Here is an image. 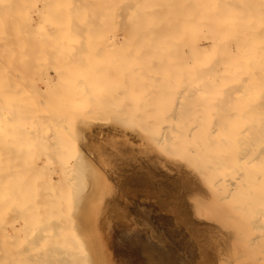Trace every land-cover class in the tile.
I'll return each instance as SVG.
<instances>
[{
	"label": "rangeland",
	"instance_id": "rangeland-1",
	"mask_svg": "<svg viewBox=\"0 0 264 264\" xmlns=\"http://www.w3.org/2000/svg\"><path fill=\"white\" fill-rule=\"evenodd\" d=\"M7 1H10V2H7ZM13 1H15V0H12V3H11V0H4V2H2V1H0L1 3H7V5H8V3H11V4H13ZM30 1V3H27V1L25 2V0L24 1H22L21 2V0H20V3H22V4H24L25 3V5H22V4H20V6H19V2H17V0H16V2H17V4H18V6L16 5V7H18V8H22L23 10H24V12L26 13L25 14V17H23L22 16V13H24L23 12V10H22V13H21V9L20 10H18V8H17V11L16 12H14L13 14H14V16L16 15L15 13H19L20 12V15L24 18L23 20H24V22H25V27L27 28H25L24 29V22H23V20H22V22L19 20H15V24H14V20H12L11 19V16H10V19L9 20H6V22L8 21L9 23H11V22H13V24L15 25V26H13V27H19L18 26V23L19 24H21V25H23V29L24 30H29L28 29V27L29 26H33V29L32 28H30V29H32V31L35 33V31H36V33L34 34L33 32L31 33H29L28 31H27V33L25 32V31H23V29L22 30H20V29H15V31L16 32H18L17 34L19 35V36H17V38H14L17 34H15L13 37H11L12 36V34L14 33V31H12L13 29H11V28H9V26L7 27V29L9 28V30L7 31V30H5V26H4V24H2L3 23V20L5 21V19H3V20H1L0 21V32H2V31H6V33L7 32H9V31H11V32H13L11 35L8 33V34H5V31L4 32H2V33H0V36L2 35L3 37L5 36V35H10V37L9 36H5V38L6 37H9V38H3V41L2 40H0V45H2V46H0V48H1V54H0V58L2 59H0V88H1V86H2V88H1V90H0V94H2V97H0L1 98V100H3V104H2V101H0V120H2L3 119V117H4V119H3V121L4 120H6V121H8V115H10V117H11V114L10 113H12L13 114V121L12 120H10L9 119V121H10V123H15V122H17V123H15L14 125H15V127H13V124L12 125H10V124H8V125H10L11 127H9L8 125H7V122H5L6 124H4V122L2 121L1 123L3 124H1L0 125V127H1V131H0V136H2V137H0V223H2V224H0V264H59V261L57 262L56 260L57 259H55V256L56 255H54V252L57 254V250H58V247L57 246H60L59 247V250L58 251H60V254L61 253H63L64 255H68V256H72L73 255V253H76V255L73 257L72 256V258H71V260H73L74 262H76V259H77V263H74V264H237L235 261H234V251H235V246H237L236 245V237H235V235H234V230H233V228L235 227V226H237V224L238 223H240V221L241 220H243V218L245 217L244 216V212L242 211L241 212V210L240 209H242L241 208V204L243 203V199L245 198V196H246V194L245 193H242V195L244 194L245 196H244V198H243V196L241 195V194H239V195H241V196H239V197H237V195H236V197L234 196V195H229L230 194V192H229V196L227 195V193H228V191H230V189L228 190V188H231V185L229 184V182H230V180H228V178H229V176H231L230 177V179L232 178V174L234 175L235 173H239V172H241L242 174L243 173H245L246 171H249V169H251L250 167H251V165L248 167V164H246V163H248V162H246V161H248V159L246 158V159H244V157H246V156H248V155H246L245 153L247 152H249V150H251V148H252V146H250L248 143L247 144H245V141H243L246 137H248L249 135V133H247V134H244L243 135V133H236L235 131H239V130H241V129H245L246 127H251V121H257V120H260L261 119V117H260V115L262 114V116H264V113H261V112H263V110L261 111L260 109L258 110V109H256V106H255V108H253V110L255 109V111H257L256 113H254V114H256V116L255 115H251V113H248L251 117L249 118V116H248V118H247V116L244 118H242V116H244V115H242V113L244 112V113H246L245 111L247 110H244L243 108H248V109H251L252 107H251V105H250V103L251 104H254L255 105V103L256 104H258V102L255 100L256 99V97L255 96H258V93H255L254 94V97L252 96L253 95V93H248V92H246V93H240L239 92V94L238 93H236V95L235 96H233L234 97V99H233V97H228V98H232V100L230 99V101H228V103L230 104V106H229V108H228V105L225 107V108H222L221 107V101L219 102V101H217V100H222L223 98H225V96L221 93L222 91V89H224V84L222 85L223 87H221L220 86V84L221 83H219L218 84V81L216 80L217 79V77H214V76H205L203 73H205V72H207V70H205V72L200 68V66H204L205 65V63H208L209 64V61L211 60V61H214V60H212L211 58L212 57H221V55L222 54H224V50L227 48V50H228V48H231L233 51H235V50H238V51H235V53L236 52H239V53H234V55H232V53L230 54L229 52L227 53V54H230V55H232V56H234V57H236V56H247L248 54H251V55H249L250 57H252V56H258L259 57V55H260V57H263L262 55H264V53H251L252 52V50H251V47L252 46H255L256 45V43H255V41H257V43H258V41H260L259 43H261V41H263L264 42V37L262 36V34L264 35V25H262V24H264L263 22H264V0H259V2H260V6L258 7V9H257V7L256 6H258V0H230V2H229V0H224V1H222V0H220L221 2H219V1H217V0H196V1H194V0H192V2H195V3H197L198 5H199V3L200 2H202V3H207L206 5H208V6H204V7H202V3H200V6L201 7H199V9H201L200 11L202 12L201 14L200 13H197V16H199L198 14H200L201 15V18L202 19H200V16H199V19L200 20H203L205 17L208 19V20H206V18H205V20H203L204 22H207V21H209V20H211V19H214L215 18V13L213 14L214 15V18H213V16H212V18H211V16H208V14H209V12L211 11L210 9L211 8H213L212 9V12H214V11H216V12H221L219 15H223V14H225V16L224 17H219V16H217L216 17V19H215V21H213V22H208V25L207 26H211L210 24H212V26L214 27V29H212L213 27L211 26V27H208L209 29H207L206 28V25L204 24V22L202 21H200V20H196V21H199V22H196V23H193V26H191L190 25V28H191V30H192V27H195L194 26V24L195 25H197L198 26V30H199V28H200V30L203 28V32H204V34H207V35H205L206 36V38L205 37H202L201 38V36L203 35V34H201V31H199V33H198V30H196L197 31V33H195V35H194V33H193V36L191 35L192 34V32L191 33H189L188 34V30H189V32H190V29H189V27L186 29V28H184V27H187V26H189V25H187V24H189V23H192V20L194 21V18L196 17L195 15H193L194 13H196V11L197 12H199L198 11V8H197V10H196V8L193 10V13H191L190 12V14L192 15H189L188 16V13H187V16L188 17H186L187 18V20L189 21L190 19H192L194 16V18L190 21V22H188L186 19H185V17H184V19L187 21L186 22V26H185V22H181L182 24H183V28L182 29H184L183 31V35L182 36H179V35H181L182 33H178V32H181L182 30H180V29H178V32H173L172 31V29H168V26H170V25H173V23H171L170 25H167L166 26V23L168 22H165V21H162V24H163V22H165L164 24H163V28H164V25L166 26V28L165 29H163L162 27V30L160 29V28H158V29H160L161 30V32L159 31V33H156V32H153V30H149L148 28H147V33H149V32H151L152 31V33H151V35H152V37L153 38H155V39H153L152 37V39L154 40L153 42H152V39H146V37H145V39H144V37H143V39H144V41H143V39L141 40H138L140 37H136V39L135 38H133V40H138V41H143L144 43H142V44H138V45H134V44H129V43H127L126 45H128L129 46V48H131L132 49V47H133V45H134V48H133V50H135V51H131L130 50V53H129V55L127 54V55H125L124 53H122V51L124 50V49H122L123 47H124V45H122V44H120L119 42L120 41H124V33H123V31H122V29H124V28H122V29H120V27H119V25L121 24L122 25V23L124 24L125 23V21H124V19L123 20H120V21H123V22H120L119 20H118V22L117 21H115V19H112V17L114 16V18H115V15H114V13H112L113 11H111L112 9L114 10L115 8H117L116 6H115V4L116 3H113V2H117L118 0H113V2H112V4H113V6L111 5V2L109 3V1L108 0H87V2H89V3H91L90 5L91 6H93L94 5V7L95 6H98V7H100V9L98 10V7H97V10L96 9H94V7H90V5H88L89 3H87L85 0L84 1H80L79 0V2H78V0L76 1V0H74L75 1V3L77 2L78 3V8H74V9H72V6H74L73 4H75L74 2H73V4L71 3V5H70V3H69V5H67L68 3H63V5L61 4L60 6H65V7H67V6H69L70 8H65V9H63L62 7H60V6H58L57 5V3H62V2H64V0H55V1H49V3H47L48 2V0L45 2L44 0H37L36 2H35V0H28V2ZM39 1V2H38ZM69 2H71V1H73V0H68ZM99 1V2H98ZM104 1H106V2H104ZM108 1V2H107ZM110 1H112V0H110ZM133 1V0H132ZM135 1L136 0H134L132 3L131 2H129L130 3V5L129 6H135L136 4H135ZM146 1V0H145ZM155 1H157V0H155ZM155 1L153 2H151V0H150V2L147 0L146 1V3L149 5H151V8L154 10V8L153 7H155V9L157 8V9H160L158 6H162L163 7V4H165L166 5V3H170V2H172V1H170V2H168V0H162L164 3L163 4H161L162 3V1L161 0H158L157 1V3H155ZM167 1V2H166ZM178 2H180V0H177ZM182 2H185V1H183V0H181ZM199 1V2H198ZM203 1H205V2H203ZM226 1V2H225ZM243 1V2H242ZM248 3H247V2ZM255 1V3H254V5H256V6H254V5H252V3ZM256 1L258 2V3H256ZM16 2H15V4H16ZM51 2H52V5H53V8L54 7H58L57 9H55L54 8V10H52V12H51V9H50V6L52 7V5H51ZM53 2H55V3H53ZM67 2V1H66ZM80 2H83V3H80ZM84 2H86L85 4H84ZM119 2H120V6L122 7L121 8V11L123 12V14H121L122 12H120V14L124 17L125 16V14H126V12H125V10L127 9L126 7H129V6H124V5H128V3H126L124 0H119ZM118 2V3H119ZM177 2V3H178ZM188 2H191V0L190 1H188ZM191 2V3H192ZM219 2V4H217ZM234 2V3H233ZM79 3H80V5H79ZM92 3H93V5H92ZM106 3V4H105ZM124 3V4H123ZM145 3V2H144ZM146 3L144 4V6L146 5ZM174 4L176 3V1L175 2H173ZM181 3V2H180ZM15 4H13V6L15 5ZM28 4H30V5H28ZM36 4V5H35ZM38 4V5H37ZM41 4H42V6H45V4H50V6H48L47 5V8H48V12H46V6L45 7H42L41 6ZM55 4V5H54ZM95 4H97V5H95ZM101 4V6H99ZM103 4V5H102ZM108 4V5H107ZM123 4V5H122ZM133 4H135V5H133ZM155 4H157V7H156V5ZM182 4V3H181ZM181 4H179L178 3V5H181ZM197 4H195V5H197ZM217 4V5H216ZM221 4H223L222 6H223V8L225 9V7H228V6H233V8H231V10H232V12H231V10H230V12H229V10L226 8L225 10H228V12L227 13H229V15H227L226 16V13L225 12H223V11H219L218 9H220L222 6H221ZM35 5V6H34ZM57 5V6H56ZM67 5V6H66ZM76 5V4H75ZM149 5V6H150ZM164 5V6H165ZM177 5V4H176ZM175 5V6H176ZM178 5H177V7H178ZM190 5V4H189ZM192 5V4H191ZM194 5V4H193ZM212 5V6H211ZM237 5V6H236ZM247 5V6H246ZM251 5V6H250ZM13 6H8L9 8L8 9H0V11L3 13V14H5L6 15V12H9V14H7L8 16L14 11V10H16V8H13ZM25 6V7H24ZM103 6V7H102ZM110 6V7H109ZM114 6H115V8H114ZM235 6V7H234ZM15 7V6H14ZM29 7V8H28ZM36 7H37V10H36ZM41 7V9L40 10H42L43 8H45V10L43 9L42 10V12L41 13H43L44 12V14H41L40 12H39V10H38V8H40ZM76 7V6H75ZM85 7H88V8H86V12H84L83 11V9H85ZM113 7V8H112ZM124 7V8H123ZM169 7H171V5L169 6ZM169 7H167V5H166V7H163V8H165V9H167L168 10V8ZM176 7V8H177ZM182 7H183V5H182ZM193 7V6H192ZM192 7H189V9H191ZM229 7V8H230ZM249 7H250V9H251V7H255L254 9L256 10H259V11H257L256 10V12L255 11H253V9H251L252 11H250V10H248L249 9ZM52 8V9H53ZM82 8V9H81ZM89 8L92 10V13L94 12V16H95V11L97 12V16L98 17H100L99 19H101V22H103L102 20V18H105L107 15H110L111 13V19H110V17H108V19L106 18V20L109 22V23H107V22H105L106 20H104V22L103 23H100L98 20H97V18H95V17H97V16H93V14H92V16H91V10L89 11ZM96 8V7H95ZM106 8V10H108V12L109 11H111L110 12V14H108L107 13V11L105 12V15H103L104 14V9ZM111 8V9H110ZM130 8V7H129ZM128 8V9H129ZM134 8H136V7H133V9ZM145 9H144V11H146L147 9L149 10V7L146 5L145 7H144ZM147 8V9H146ZM150 8V12L152 11V9ZM181 7H179L178 9H180ZM187 9L186 10H188V6L186 7ZM194 8V7H193ZM192 8V9H193ZM206 8V12H208V14L207 15H205V13L206 12H204L205 9ZM208 8V9H207ZM218 8V9H217ZM223 8L221 9V10H223ZM238 8L239 9H246L247 8V10L245 11V10H243V12H241V10H240V12L238 13ZM260 8V9H259ZM68 9H71V10H69V11H71L70 13L72 14V12L73 11H75V12H77L78 11V16H79V18H81V21H82V23L81 24H83V25H87L86 26V29H92V24H93V22H94V20L96 19V24H98V26L96 25V24H94V25H96L97 27H95V28H99L100 26H102L103 27V25H101V24H104V27H103V31H105V32H101V28H99V32H96V31H98V29H94V30H96L95 32H94V30H90L91 32L93 31L94 33H91V35H90V31H87L85 28H84V30H82V29H78V27L76 28V26H79V28H83V27H85V26H81V24H79L80 23V20H79V18H78V16H76V20H77V18H78V25H73L74 23H76V22H74L75 20L74 19H72L73 17H72V15H74V14H72V15H70L71 16V18L68 16L70 13L68 12ZM120 9V8H119ZM162 9V8H161ZM235 9H237V11L235 10ZM4 10V11H3ZM49 10H50V12H49ZM62 11L63 13H61V12H59V11ZM63 10H67L66 12L65 11H63ZM87 10L90 12L89 14H90V16L89 17H92V18H90L91 19V22H90V20H88L90 23H92V24H89V22L87 21V20H82V18H83V13L85 14H87ZM148 10H147V12H148ZM263 10V11H262ZM36 11H38V12H36ZM55 11H56V16H54L55 14ZM115 12H116V9L114 10ZM235 13H234V12ZM11 12V13H10ZM35 12V13H34ZM59 12V13H58ZM103 12V13H102ZM124 12H125V14H124ZM146 12V13H147ZM237 12V13H236ZM248 12H250V14H248ZM259 16L258 17V19H259V21H258V19H257V15H255V13ZM260 13V14H258V13ZM263 12V13H262ZM18 13H17V15L16 16H19V18H22V17H20V15H18ZM39 13V14H38ZM46 13H47V16L45 17L44 16V18H43V16H41V15H46ZM52 14L53 15V17H51L52 15H50V14ZM58 13V14H57ZM61 13V14H60ZM100 13H102L101 15H100ZM153 13V12H152ZM156 12H154V14H155ZM164 13V12H163ZM166 13V12H165ZM164 13V14H165ZM185 12H183V14H184ZM185 13V14H186ZM204 13V14H203ZM211 13V12H210ZM234 13V14H233ZM242 13H244V14H242ZM36 14H37V16H36ZM76 15H77V13H75ZM82 14V15H81ZM85 14V15H86ZM156 14H158L159 15V13H156ZM161 14V13H160ZM164 14H162V15H157V17L155 18V20H158L157 18L158 17H160V18H164V17H166V16H163ZM178 14V13H177ZM177 14H175V16H177ZM180 14V13H179ZM183 14H180V15H183ZM184 14V15H185ZM232 14V15H231ZM241 14H242V16H241ZM12 15V14H11ZM32 15V16H31ZM85 15H84V17H85ZM100 15V16H99ZM104 17H103V16ZM145 15V18H146V16L148 15V17H153V16H149V13H147V14H144ZM183 15V16H184ZM202 15H205L204 16V18L202 17ZM210 15V14H209ZM211 15H212V13H211ZM233 17V19H232V17ZM235 15H239V17L241 18H239V17H237V16H235ZM250 15V16H249ZM0 16H1V13H0ZM8 16H6V17H8ZM65 17V22H68L67 24L68 25H66L65 24V22L63 23V24H60L61 22H62V20H64L63 18ZM87 17H85V19L87 18L88 19V15H86ZM102 16V17H101ZM122 16H120V17H122ZM156 15H154V17H155ZM162 16V17H161ZM186 16V15H185ZM208 16V17H207ZM249 16V17H248ZM2 17V16H1ZM0 17V18H1ZM41 17H42V19H41ZM51 17V18H50ZM68 17H69V19H68ZM122 17V18H123ZM147 17V18H148ZM171 17V16H170ZM173 17V16H172ZM182 17V16H181ZM189 17H191V18H189ZM210 17V18H209ZM225 17H227V19L225 18ZM229 17H230V19H229ZM235 17V18H234ZM246 17L248 18L247 20H245V21H242V18H243V20L244 19H246ZM254 17V18H253ZM3 18H5L4 16H3ZM16 18V17H15ZM18 18V17H17ZM18 18V19H19ZM39 20H38V19ZM45 18H47V19H49V20H46ZM58 18H60V20L57 22V20H58ZM74 18H75V15H74ZM159 18V19H160ZM169 18V17H168ZM220 18V19H219ZM226 20H225V19ZM250 18H252V19H250ZM261 18V19H260ZM8 19V18H7ZM45 19V20H44ZM57 19V20H56ZM62 19V20H61ZM68 21H67V20ZM72 19V20H71ZM92 19H94L93 20V22H92ZM166 19V18H165ZM183 19V21H185ZM196 19V18H195ZM257 19V20H256ZM35 20V21H34ZM54 21V22H51L50 23V21ZM70 20L72 21V22H70ZM110 20V21H109ZM115 21V22H113V21ZM147 20H150V18L149 19H147ZM161 20H164V19H161ZM168 20V19H167ZM223 20V21H222ZM225 20V21H224ZM228 20H229V22H228ZM231 20V21H230ZM11 21V22H10ZM26 21H28V24L29 25H27L26 26V24H27V22ZM39 21V22H38ZM48 21V22H47ZM88 22L87 24H85V23H83V22ZM217 21V22H216ZM221 21V22H220ZM238 21V22H237ZM242 21V22H241ZM256 21V22H255ZM259 23H258V22ZM6 22H4V23H6ZM7 22V23H8ZM41 23V24H36V23ZM56 22H57V25L58 26H55L56 25ZM60 22V23H59ZM129 22H131V21H129ZM146 22V23H145ZM145 22L143 23L144 24V26H145V24H146V26L148 27V25H149V21H146L145 20ZM153 22H155L154 24H156V22H158V23H160V21H153L152 20V18H151V21H150V23H152L153 24ZM180 22V21H179ZM195 22V21H194ZM201 22V23H200ZM219 22V23H218ZM226 22V23H225ZM230 22L232 23V25L230 24ZM233 22H234V25H233ZM246 23L247 22V24H244V23ZM50 23V24H49ZM52 23L53 24H55V25H53L52 26ZM73 23V24H72ZM114 23V24H113ZM118 23V24H117ZM127 23V22H126ZM158 23H157V25H158ZM181 23H179V24H177V27H176V29H173V30H177V28H178V25H181ZM213 23H215V24H213ZM218 23V26L216 25ZM222 23V24H221ZM243 25L244 24V26H246V25H248L246 28H241L242 26H241V24ZM12 24V23H11ZM71 24V26H74V28H76V29H78V31H83L81 34H80V36L78 37V33H77V31H75V30H73V28H69V27H71V26H69ZM108 24L110 25L111 24V26H109L108 27ZM113 24V25H112ZM131 24H132V22H131ZM131 24H127V25H129V26H131ZM152 24L150 25V28H155L154 26L155 25H153V27H151L152 26ZM161 24V23H160ZM161 24V25H162ZM200 25V27H199V25ZM224 24H225V28H227L226 30H225V28H224ZM228 24V25H227ZM236 24V25H235ZM256 24H258V25H256ZM3 25V26H2ZM6 25V24H5ZM38 25V26H37ZM50 25V26H49ZM66 25V26H65ZM107 25V26H106ZM114 25H116L117 27L115 28V26ZM120 25V26H121ZM201 25H205V27H203V26H201ZM250 25H251V27L253 26L254 27V29H252V28H250ZM262 25V26H261ZM11 26V27H12ZM40 26H43V27H40ZM65 26V27H64ZM81 26V27H80ZM112 26H114V28L112 27ZM146 26L144 27L145 28V30H146ZM223 26V27H222ZM229 28H228V27ZM231 26V27H230ZM241 26V27H240ZM2 27H4V30L2 29ZM37 27H39L40 29H37ZM55 29H54V28ZM57 27V28H56ZM106 27H108V29L109 30H112V31H109V30H106ZM118 27H119V29H118ZM159 27V26H158ZM179 27H182V25L181 26H179ZM219 27V28H218ZM249 27V28H248ZM255 27H259V29L257 30V28H255ZM263 27V28H262ZM20 28H22V27H20ZM58 28L60 29V30H58ZM64 28V29H63ZM66 28V29H65ZM68 28V29H67ZM113 28V29H112ZM211 28V29H210ZM37 29V30H36ZM61 29H63L62 31H63V33H65V31H66V34H64V37L62 36V31H61ZM129 29L132 31V28H130L129 27ZM128 29V30H129ZM156 29V30H155ZM154 29V31H157V27ZM166 29H168L167 31H169L167 34H169L170 32H171V34H169V35H171L169 38H170V40L167 42V39H164V40H162L163 42L165 41V42H167V44L169 43V47H172V46H170V42H173L172 41V39H174V43H175V40L177 41L176 43H178V42H180V44H174V45H177V46H180V47H182V45L184 46L183 47V49H184V54L182 53L183 51H181L179 48H177L178 50H179V54H177V53H175L176 54V56L177 55H180V58L182 57L183 59H184V55H186L185 56V58H187L185 61H187V63L184 61L183 62V59H182V61L181 62H179V59H178V61L176 60H172V59H169V60H166V61H161V60H157V59H147V57H149V55L151 54V52L150 53H145V55L144 54H142L141 55V48L143 47V49L144 48H151L150 47V45L153 43V45H155V46H153L152 48V50H156V49H158V48H160L161 46H162V44H163V42H162V44H160L161 46H159L158 48H157V46H156V43L155 42H157L158 43V41H155L156 40V34H160L161 36L162 35H164L165 33H164V30H166ZM186 29V30H185ZM195 29V28H194ZM206 29V30H205ZM219 29V30H218ZM246 29H247V31H246ZM249 29V30H248ZM260 29H262V30H260ZM20 30V31H19ZM35 30V31H34ZM54 30H56V31H58V32H54V33H52ZM69 32H68V31ZM73 30V32H71ZM145 30L142 28V31L143 32H145ZM210 30V33L212 32V34H210L208 31ZM213 30H214V32H213ZM217 31V34L218 35H216L217 36V40H216V37L215 36H213V35H215L216 34V31ZM237 30H239V32L237 31ZM52 31V32H51ZM61 31V33H60V35H59V32ZM75 31V32H74ZM87 31V32H86ZM108 31V32H107ZM185 31H186V33L188 34H186L185 33ZM221 31V32H220ZM243 33H242V32ZM249 31V32H248ZM258 31V32H257ZM51 32V33H50ZM102 34H101V33ZM115 32V33H114ZM172 32L174 33V35L172 34ZM195 32V31H194ZM202 32V33H203ZM208 32V33H207ZM218 32H220V33H218ZM232 32V33H231ZM251 32V33H250ZM262 32V33H261ZM29 33V34H28ZM56 33H58V34H56ZM70 33L72 34V36H70ZM76 33V34H75ZM80 33V32H79ZM83 33H86V34H83ZM87 33H89V35H87ZM100 33V34H99ZM110 33V34H109ZM123 33V34H122ZM146 33V34H147ZM156 33V34H155ZM178 35H177V34ZM185 33V34H184ZM236 33H238V34H236ZM241 33V34H240ZM247 33H249V34H247ZM259 33H260V35H259ZM50 34L52 35V36H54V37H56V38H54V37H52V36H50ZM68 34H69V36H68ZM93 34H95V36H96V34H99V35H97L96 37L95 36H93ZM104 34H106V35H104ZM112 34V35H111ZM145 34V33H144ZM153 34L155 35V37L153 36ZM175 34L178 36H175ZM199 34V35H198ZM201 34V35H200ZM210 34V35H209ZM228 34H230V35H228ZM240 34V35H239ZM243 34H245V35H247L246 37H245V35H244V37H242L243 36ZM255 34V35H254ZM256 34H257V36H256ZM20 35H21V37H20ZM23 35H25V36H28L29 35V37H30V35H32L31 37H32V40H33V42H32V40H29V38H28V41H30V42H32V44H30L29 45V48H28V46H27V44H26V46H27V48H23V47H21V40L19 39V38H24V36ZM35 35V36H34ZM46 35V36H45ZM48 35V36H47ZM56 35H58V37L60 38H58ZM76 35H77V37H76ZM82 35V36H81ZM102 36V38H101V40H100V37ZM109 35V36H108ZM160 35H157L158 37L160 36ZM166 35V34H165ZM164 35V36H165ZM168 35V36H169ZM173 35V36H172ZM193 37H191V36ZM235 35H236V37H235ZM239 37H238V36ZM33 36L36 38V39H38L39 40V38L40 39H42V38H44L45 39V41L47 42V40H49L50 41V39L51 40H61V39H68V41H71L72 42V39H73V42L76 40H78L79 38H85L86 40H84L85 42L87 41V42H89L90 43V41H88L87 40V38H89V40H90V37L92 38L93 37V39L95 38V42H96V44L94 43V45L93 44H90L89 45V47L90 48H92V46L93 47H96L97 45H98V47L100 48L101 47V45H102V47H101V50H102V53L104 54V55H102V56H105L106 54L105 53H107L108 52V50L109 49H107L108 48V45H106V44H108V42H115V43H113L114 45H117V44H120L119 45V47L118 46H114V48L115 47H117V49L118 48H121L120 49V51H121V53H120V51H119V49L117 50L116 49V52H114V48L113 49H111V50H113V52L112 53H110V55L111 56H114L113 54H115L116 53V55H119V58L118 59H114L113 61H115L117 64H115V65H113L112 67H111V69H112V73H113V75H115V77L113 76H111L110 78H111V80L112 81H116V80H118V82L120 81L121 83L123 82V81H125V79L129 82V83H131V85H132V87H131V89H132V91H130V92H132L133 93V95L131 94V101H129L128 102V100H127V103H126V101H125V104H122L121 103V105H122V107L124 106H126V105H130V103H131V105L129 106L128 105V107L126 108V113H125V116L121 113L120 114V112H119V114H120V116L121 117H118L117 119H119V122L120 121H122V123L120 124L119 122H118V124H117V122L116 121H118V120H116L115 122H114V119H113V117H114V113H116L117 112V110L119 109V108H117V110H116V107H114V109H112V111H116V112H114V113H110L111 114V116H113V117H111L110 116V118H108L109 120L107 121V118H105V122H106V124L104 123V121H102L103 123H97L96 121H94V119H88V120H92V121H90V122H92V123H89V121H88V124H77L78 122H76L77 120V118L75 119V117L73 118V117H68V118H73V119H68V118H66V119H68V122H69V120H71V122H69V124H68V122L67 121H65L64 122V119H62V122L60 123V120L61 119H59V120H57V123H56V120H55V118H56V116H59L60 115V113L57 115V114H55L54 113V115H56V116H54L53 115V112L54 111H60L61 109V105L63 104V102L64 103H66V101H64V99H62L61 98V96L63 95V93L62 92H58V93H56L57 95H60L58 98H57V95L55 96V94H54V96H52V99L53 100H56V99H58V100H56V102H54L53 101V103H52V101H51V97L49 96H47V95H51L52 94V92L50 91L51 89H57V90H60V89H64V87H67L68 89L70 88V87H72L71 85H69V84H67V83H65V80H63L61 77H59L62 81H60V79L58 78V79H56V77H58L57 75H56V73L53 71V68L52 69H50L49 70V72L51 73V75H53L54 76V80H55V82L56 81H58L59 82V85H58V87L56 86V84H58V83H55V88H53L54 86H51V85H46L45 83H44V76L46 75H48L49 73H48V66H46L45 64H43V65H41V62H39L40 63V65H37V67H35V68H39V69H35V70H32L33 68H32V64H31V62H30V64L32 65V66H30V70H31V73H29L30 72V70L28 69V61H27V59H25V58H28V59H32L31 61H33L34 62V60L36 61V63L34 62V64H38L37 63V60H39V59H34L33 60V57L35 58L36 56H37V52L38 51H42L41 49H43L42 47L40 48L39 46L37 47H30V46H34V45H36L35 43V41L36 40H34V38H33ZM44 36V37H43ZM65 36H66V38H65ZM90 36V37H89ZM118 36V37H117ZM131 36V35H130ZM127 37L126 36V42H127V40H129L130 39V41L132 40V38L131 37ZM167 35H166V37H168ZM190 36V37H189ZM195 36H200L199 38H201V41H200V39H198V37H196L195 38ZM204 36V35H203ZM212 36H213V38L215 37V39H212ZM233 36H234V38H233ZM61 37H63V38H61ZM74 37H76L75 39H74ZM98 37H99V39H98ZM123 39H122V38ZM147 37H148V35H147ZM149 37H150V33H149ZM148 37V38H149ZM163 37V36H162ZM161 37V38H162ZM173 37V38H172ZM174 37H177L176 39L174 38ZM186 37H188V38H186ZM211 37V38H210ZM226 39H224V38ZM254 39H253V38ZM261 38V40H260V38ZM1 38V37H0ZM12 38H14V39H12ZM53 38V39H52ZM71 38V39H70ZM81 38V39H82ZM98 40H97V39ZM160 38V37H159ZM157 39V40H159L160 42H161V40L160 39ZM164 38V37H163ZM186 39V41H185V39ZM210 38V39H209ZM219 38V39H218ZM236 38H237V40H236ZM239 38H241L240 39V41L239 42H241V40L244 42L247 38L248 39H251L250 41L247 39V41H248V43L247 42H244L245 44H241L240 46L238 45V40H239ZM5 39V40H4ZM8 39V40H7ZM10 39H11V41H10ZM25 39V38H24ZM31 39V38H30ZM181 39H182V41H181ZM194 39H196V40H194ZM205 39V40H204ZM208 39V40H207ZM232 39H234V40H232ZM256 39V40H255ZM7 40V41H6ZM14 40H16V42L14 41ZM17 40L18 41H21L20 43H18L17 45H16V43H17ZM37 40V41H38ZM57 40V41H58ZM92 40V39H91ZM110 40V41H109ZM145 40H148V41H146L145 42ZM192 41L193 40V43L191 42V44H186L187 42L188 43H190V41ZM212 40H216V41H219V42H217L216 43V41H213V42H215L216 44H217V46L216 45H214V44H211V43H213L212 42ZM221 40H222V42H225V43H227V40H228V46L225 44V46H227L226 48L224 47V43H222L221 42ZM224 40V41H223ZM253 40H255V41H253ZM24 41H27L26 39L25 40H23V42ZM78 41H80V40H78ZM84 41H82V43L83 44H86V43H84ZM94 41V40H93ZM184 41H185V43H184ZM4 44H3V43ZM6 42V43H5ZM9 42V43H8ZM12 42H13V44H12ZM22 42V43H23ZM92 42V41H91ZM129 42V41H128ZM147 42H149V43H151L150 45H148L149 43H147ZM159 42V43H160ZM164 42V43H165ZM249 42H253L252 44L253 45H251ZM262 42V43H263ZM89 43H87V45L89 44ZM146 43V44H145ZM158 43V44H159ZM184 43V44H183ZM219 43V44H218ZM230 43H231V46H230ZM8 44H10L9 46H10V51L8 50L9 48H7V47H9L8 46ZM125 44V43H124ZM145 44V45H144ZM157 44V45H158ZM167 44L166 45H164L163 44V49L166 51L167 50V48L166 47H168L167 46ZM204 44H206L205 45V49H209L210 50V52H212L211 51V49H210V46L212 45H214L213 47L214 48H216V50H217V48H221V45L223 46L222 48H225L223 51H222V49H218L219 51H217V52H219L220 53V56H219V53H218V55H215V53L217 54V52H215L214 50V54H212L211 53V55L209 54V53H205L204 52V50L205 49H201V47H203V45ZM209 44H211V45H209ZM240 44V43H239ZM250 44V45H249ZM19 45V46H18ZM130 45H132V47L130 46ZM140 45H142V47H139L138 48V46H140ZM185 45H187V46H185ZM202 45V46H201ZM236 45H238V47L236 46ZM261 45H263V44H261ZM261 45H259L260 46V48H259V46L258 47H256V49H261V50H264V45H263V49L261 48L262 46ZM4 46H6V47H4ZM25 46V45H24ZM82 46H84V47H87V46H85V45H82ZM121 46H123V47H121ZM128 46H125L124 48H126V47H128ZM166 46V47H165ZM177 46H174V47H177ZM189 46H191V49H190V52H188V50H189ZM209 46V47H208ZM251 46V47H250ZM20 47V48H19ZM80 46H77V48H79ZM89 47L88 48H86V50L89 52ZM103 47H105V50H104V52H103ZM111 48L113 47L112 45L110 46ZM156 47V48H155ZM166 49H165V48ZM207 47V48H206ZM11 48H13V50H15V52H17L18 53V56H17V54H16V56L15 55H13V52L14 51H12V49ZM14 48H16V49H14ZM35 48H38V51L35 49ZM129 48H127L128 49V51H129ZM136 48H138V50L136 49ZM195 48H197V49H200V51L199 50H197L198 52H200L201 54H203V52H204V57H210V60L208 59V60H204L203 62H202V60H203V58L204 57H200V58H202V59H200V58H198L197 56H198V54L196 55L195 53L196 52H194L195 51ZM238 48V49H237ZM254 48V47H253ZM21 49V51H22V53H21V51L20 52H18L19 50ZM33 49H35L34 51H35V53H34V51H32ZM81 49H82V47H81ZM81 49H79V50H81ZM89 49V50H88ZM160 49H162V48H160ZM170 49V51H171V49L172 48H169ZM168 49V50H169ZM177 49H175L174 48V50H177ZM231 49L229 50V51H231ZM2 50H3V53H2ZM26 50H29V51H26ZM44 50V49H43ZM79 50L77 49V51H76V55H78L77 53H80L79 52ZM163 50V51H164ZM201 50H203L202 52H201ZM4 51H6V52H4ZM12 51V52H11ZM37 51V52H36ZM83 51L86 53V51L84 50V49H82V53H83ZM110 51V50H109ZM138 51V52H137ZM180 51H181V53H180ZM191 51H193V52H191ZM233 51H231V52H233ZM250 51V52H249ZM260 51V50H259ZM7 52H11V53H7ZM26 52V53H25ZM52 52V51H51ZM87 52V53H88ZM166 52H168V51H166ZM221 52H223V53H221ZM246 52H248V54L246 53ZM5 53H7L6 54V56H4L3 54H5ZM28 53H30L28 56L29 57H26L27 56V54ZM40 53V52H39ZM54 53V52H53ZM127 53V52H126ZM144 53V52H143ZM158 53V52H157ZM172 53V52H171ZM171 53H169V57H172L171 55H175L174 53L173 54H171ZM191 53V54H190ZM193 53V54H192ZM199 53V55H201ZM10 54V55H9ZM35 54V55H34ZM107 54H109V53H107ZM122 54V55H121ZM124 54V55H123ZM147 54V55H146ZM154 54V55H153ZM160 54H162V53H160V51H159V53L158 54H156L155 55V53L154 52H152V55H150V56H154L153 58H156L155 56H159V57H161V55ZM167 54V53H166ZM166 54H162V57H164ZM181 54H183V55H181ZM208 54V55H207ZM225 54H226V52H225ZM225 55V56H228V55ZM4 57H3V56ZM26 55V56H25ZM130 55H131V57H130ZM138 55V56H137ZM168 55V54H167ZM188 55V56H187ZM207 55V56H206ZM229 55V56H230ZM10 56V57H9ZM13 56V57H12ZM20 56V57H19ZM25 56V57H24ZM102 56H100V57H102ZM125 56H128V57H130V58H125ZM140 56V57H139ZM145 56H147L146 58H145ZM192 56H193V59H192ZM224 56V55H223ZM24 57V58H23ZM32 57V58H31ZM99 57V58H100ZM107 57H108V55H107ZM107 57H102V58H98V62H100V60H102L99 64H100V66H99V68L101 67V65H103V63H104V67L101 69H99V70H103L104 69V71L108 68V66L107 65H109V63L112 65V63L111 62H109L110 61V59L109 58H107ZM110 57V56H109ZM115 57V56H114ZM120 57H122V58H120ZM135 57H137V58H135ZM143 57V58H142ZM166 57H168V56H166ZM189 57V58H188ZM190 57H191V59H190ZM194 57H196V59L198 58V59H200L199 61L197 60L196 61V59L194 58ZM15 58H17V59H15ZM21 58H23V60H25V64L23 63V61H22V59ZM74 58H77L76 56L74 57ZM105 58V59H104ZM141 58V59H140ZM9 59H10V61L11 62H14V63H12L11 64V62L9 61ZM14 59V60H13ZM107 59V60H106ZM127 59V60H126ZM129 59H131V61L129 60ZM138 59V60H137ZM143 59V60H142ZM261 59V58H260ZM260 59H259V61H260ZM126 60V61H125ZM129 60V61H128ZM147 60V61H146ZM150 60V61H149ZM20 61V62H19ZM40 61H43V60H40ZM53 61L54 60H51V64L50 65H52V63H53ZM107 63H105V62ZM125 61V62H124ZM128 61V62H127ZM157 61V62H156ZM172 61V62H171ZM196 61V62H195ZM201 61V62H200ZM211 61H210V64H212L211 63ZM226 61V60H225ZM232 61V60H231ZM229 62V63H232V62ZM246 61L248 62V61H251V59L250 60H245V63H246ZM252 61H253V59H252ZM251 61V62H252ZM255 61V60H254ZM256 61H258V59H256ZM263 61V60H262ZM127 62V63H126ZM144 62V63H143ZM147 62V63H146ZM177 62V63H176ZM191 62V63H190ZM198 62V63H197ZM241 62V61H240ZM243 63H244V61H242ZM264 62V61H263ZM263 62H261L260 61V63L259 64H257L258 62H256V63H252V64H256V65H261V64H264ZM18 63V64H17ZM44 63V62H43ZM120 63L122 64V65H120ZM129 63H130V65H129ZM135 63V64H134ZM141 63V64H140ZM158 63V64H157ZM159 63L161 64V65H159ZM176 63V64H175ZM185 63V64H184ZM190 63V64H189ZM193 63H194V69H192L193 68ZM197 63V64H196ZM199 63H204V65L202 64V65H200ZM233 63H235V62H233ZM232 63V64H233ZM9 64H11V65H14L15 67H14V71H15V73L16 74H14L15 76H17L16 78H15V76L13 77V73H14V71H13V68H12V66L10 67L11 68V70H10V68H9ZM29 64V65H30ZM126 64V65H125ZM132 64V65H131ZM151 64V65H150ZM178 64V65H177ZM182 64V65H181ZM236 64V63H235ZM249 64H251L250 62H249ZM25 65H27V66H25ZM47 65H48V63H47ZM49 65V66H50ZM110 65V66H111ZM129 66V67H125V66ZM174 65H177L178 67H174ZM180 65V66H179ZM186 66V67H184V66ZM198 65V66H197ZM20 66V67H19ZM43 68H42V67ZM115 66H117L116 67V70H114L115 68ZM120 66V68L117 70V68ZM134 66V67H133ZM137 66V67H136ZM139 66V67H138ZM143 66V67H142ZM147 66V67H146ZM150 66V67H149ZM156 66V67H155ZM162 67L160 70L158 69V67ZM183 66V67H182ZM45 67H46V69H45ZM48 67V68H47ZM106 67V68H105ZM125 69H123V68ZM146 69H145V68ZM150 68V69H147V68ZM195 67H198V68H200L199 70L198 69H195ZM9 68V69H8ZM19 68V69H18ZM24 68V69H23ZM43 69V71H42V69ZM132 68V69H131ZM134 68H137L136 70L134 69ZM138 68H140V69H138ZM154 68V69H153ZM174 68V69H173ZM23 69V70H22ZM45 69V70H44ZM110 69V70H111ZM134 69V70H133ZM142 69V71H140ZM161 72V74H162V76H160L161 74L159 73V71ZM172 69V70H171ZM179 69V71H177ZM181 69V70H180ZM191 69V70H190ZM5 70V71H4ZM18 70V71H17ZM20 70H22L23 72H21ZM28 71V73H27V71ZM42 71V72H46V73H38L39 71ZM96 70H98L97 68H96ZM129 70V71H128ZM130 70H133V73H132V71H131V74H128V76H126L125 77V75H124V73L125 72H129L130 73ZM151 70V71H150ZM157 70V71H156ZM162 70V71H161ZM166 72H165V71ZM167 70H169V71H167ZM175 71V73H174V71ZM188 70V71H187ZM190 70V71H189ZM193 70V71H192ZM35 72V75H34V72ZM84 71V70H83ZM106 71H109V70H106ZM135 71V72H134ZM147 71V72H146ZM154 71H156L155 73H154ZM196 71V72H195ZM3 72V73H2ZM8 73V74H6V73ZM11 72V73H10ZM23 74H21V73ZM26 72V73H25ZM77 72V71H76ZM75 72V75H72L73 77L75 76V77H77L78 76V73H76ZM123 72V73H122ZM136 72H137V74H136ZM141 72H142V74H141ZM152 72V73H151ZM173 74H172V73ZM180 74H179V73ZM182 72V73H181ZM189 72V73H188ZM192 74H191V73ZM2 73V74H1ZM33 73V74H32ZM117 73V74H116ZM145 73V74H144ZM147 73H149V74H147ZM152 75H151V74ZM163 73H164V75H163ZM207 73H209V71L207 72ZM4 74L6 75V76H4ZM10 74L12 75L11 77H8V75L10 76ZM25 74V75H24ZM29 74V75H28ZM32 74V75H31ZM37 74V75H36ZM123 74V75H122ZM134 74V75H133ZM157 74V75H156ZM176 74V75H175ZM184 74V75H183ZM200 74V75H199ZM20 75V76H19ZM22 75V76H21ZM28 75V76H27ZM44 75V76H43ZM80 75V74H79ZM138 75H140V76H138ZM155 77H154V76ZM170 75V76H169ZM179 75V76H178ZM181 75H182V77H181ZM198 75V76H197ZM203 75V76H202ZM24 76V77H23ZM38 76V77H37ZM117 76V77H116ZM124 76V77H123ZM132 76V77H131ZM134 76H136V77H134ZM138 76V77H137ZM185 76V77H184ZM200 76V77H199ZM21 79H19V78ZM22 77V78H21ZM26 77V78H25ZM31 79H30V78ZM40 77H41V80H40ZM134 77V78H133ZM141 77V78H140ZM150 77V78H149ZM152 77H154V79L152 78ZM160 77V78H159ZM162 77H163V79H162ZM175 77H176V79H175ZM10 78V79H9ZM13 78L15 79V82H16V84H17V86L19 85L18 83H20V85H19V87H17V90L15 89V93H13V89H14V87H15V83L13 84V82H14V80H13ZM112 78H114V79H112ZM116 78V79H115ZM132 78V79H131ZM145 78V79H144ZM187 78V79H186ZM207 78V80L206 81H209V80H211V78L213 79V78H215V82H210L209 81V83H211L212 84V87L210 88L209 86H208V82L206 83L205 82V80L204 79H206ZM35 79V80H34ZM46 79V78H45ZM74 79H76V78H74ZM137 79V80H136ZM152 80V82H151V80ZM160 79V80H159ZM161 79H162V82H163V84L165 83V85H160V84H162V82H161ZM173 79V80H172ZM228 78H226L225 79V84H227L226 86H228L229 84L228 83H233V80H232V78L229 76V81L227 80ZM2 80H3V82H4V84L6 83V81H8L9 82V84H7L6 83V85H7V87H6V85H5V87H4V85H2ZM17 80V81H16ZM70 80V79H69ZM142 80H144V81H142ZM150 80V81H149ZM175 80V81H174ZM190 80H191V83L193 84H189L190 83ZM203 80H204V83L205 84H207L206 86H204L203 87V83H201V82H203ZM13 81V82H12ZM25 81V82H24ZM71 81V80H70ZM126 81V82H127ZM134 81V82H133ZM141 81V82H140ZM173 81V82H172ZM179 81V82H178ZM201 81V82H200ZM217 81V82H216ZM10 82H12V83H10ZM18 82V83H17ZM35 82H37V83H35ZM62 82H63V84H62ZM119 82V83H120ZM151 83V87H150V84H148L147 85V83ZM166 82H167V84H166ZM172 82V83H171ZM175 82V83H174ZM176 82H177V84H176ZM188 83V85L186 84V83ZM195 82H196V84H197V82H198V84H199V82L202 84H200L203 88L201 89V90H199L200 92H198V93H193V95L191 94V89L192 90H194V89H196L197 87H198V85H194L195 84ZM24 83V84H23ZM61 83V84H60ZM64 83L66 84V86H63V87H60L59 88V86H61V85H64ZM120 83V84H121ZM155 83V84H154ZM158 83H160L159 85V87L160 88H162V89H160V88H156L158 85ZM169 83H171V84H169ZM174 83V84H173ZM179 83V84H178ZM181 83V84H180ZM218 85H217V84ZM22 84V85H21ZM34 84H36V86H34ZM154 84V85H153ZM173 84V85H172ZM11 85V86H10ZM14 85V86H13ZM42 85V86H41ZM67 85H69L70 87H68ZM157 85V86H156ZM171 85V86H170ZM180 85V86H179ZM182 85H183V87H182ZM199 85V86H200ZM9 86H10V88H9ZM25 86V87H24ZM29 86V87H28ZM34 86V87H33ZM51 86V89L49 90L48 88ZM146 86V87H145ZM162 86V87H161ZM169 86L171 87V88H169ZM209 88H208V87ZM213 86H215V87H217V88H215V87H213ZM225 86V87H226ZM12 87V88H11ZM165 88V90H164V88ZM175 87V88H174ZM187 87H188V89H187ZM189 87H190V91H189ZM4 88V89H3ZM9 88V89H8ZM59 88V89H58ZM150 88H152L151 90H150ZM174 88V89H173ZM183 90V92H182V90ZM199 88H201V87H199ZM206 88H208V89H206ZM213 88H215V89H213ZM221 88V89H220ZM42 91H41V90ZM66 89V88H65ZM143 89H144V91H143ZM155 89H156V92H155ZM157 89H159V90H161V91H159V90H157ZM169 89V90H168ZM173 89V90H172ZM177 89H179V90H177ZM3 90V91H2ZM6 90V91H5ZM10 90V91H9ZM34 90H36V91H34ZM39 90V91H38ZM51 92V94H50V92ZM140 90V91H139ZM152 90H154V91H152ZM171 90H172V93H171V96H169L170 94H168L167 93V91L170 93L171 92ZM174 90H177L178 92H174ZM206 90V92H204V91ZM5 91V92H4ZM17 91H18V93H17ZM148 91H150V92H148ZM186 91V92H185ZM189 91V92H188ZM203 91V92H202ZM2 92V93H1ZM11 92V93H10ZM39 92V93H38ZM157 93V95H160V94H158L159 92L161 93H163V95H161L160 97H161V99H162V102H161V100L160 99H158V101H156L157 99H155L154 97H153V100H155L156 102H154V103H152L151 104V106L152 107H147V105L146 104H148V102H146V103H141L142 102V100H140L139 99V97H142V96H144L145 94H147V95H150V94H152V96H154V95H156V94H154V93ZM180 92H182V93H184L185 95H187L186 97L187 98H184L185 97V95H183L182 93H180ZM217 92V93H216ZM4 93H8L10 96V98L12 97V99L14 100V105L9 101L10 100V98L9 97H7L6 98V94H5V96H4ZM45 93H46V95H45ZM161 93V94H162ZM166 93H167V95H166ZM175 93V94H174ZM182 95V96H180V94ZM209 93V94H208ZM221 93V94H220ZM7 94V95H8ZM42 94V95H41ZM66 93H64V95H63V97H67L68 95H65ZM154 94V95H153ZM189 94H191L190 96L191 97H189ZM197 94H198V96H197ZM205 94V95H204ZM208 94V95H207ZM211 94V95H210ZM212 94H214V95H212ZM216 94V95H215ZM247 94V95H246ZM252 94V95H251ZM15 95V96H14ZM53 95V94H52ZM137 95V96H136ZM165 95V96H164ZM196 95V96H195ZM209 95H210V97L211 98H214V99H212L211 100V98L209 97ZM220 95V96H219ZM248 95H250L249 97H247ZM1 96V95H0ZM133 96H134V99H136V97H138L136 100H140V101H138V104H137V102H136V100H133ZM146 96V95H145ZM144 96V97H145ZM151 96V95H150ZM163 96H164V98H163ZM168 96L170 97V100H168L169 98H168ZM173 96V97H172ZM180 96V97H179ZM194 96V97H193ZM216 96H218V97H216ZM37 97V98H36ZM159 97V96H158ZM167 97V100L165 99ZM177 97H178V99H177ZM181 97L183 98V99H181ZM193 97V98H192ZM223 97V98H222ZM236 97V98H235ZM63 100H61V99ZM156 98H157V96H156ZM173 98H176V99H173ZM200 98V99H199ZM208 98V99H207ZM253 98V100H251L250 101V99H252ZM12 99H11V101H12ZM32 99V100H31ZM59 99H60V101H59ZM196 99H198V101L196 100ZM5 100V101H4ZM7 100V101H6ZM41 100V101H40ZM164 100V101H163ZM177 100H178V102H177ZM181 100V101H180ZM185 100V101H184ZM196 102H195V101ZM204 100V101H203ZM208 100H210V101H208ZM213 100H216V101H213ZM247 100V101H246ZM16 101V102H15ZM134 101H135V103H134ZM214 102V105L213 106H211L213 103L212 102ZM253 101H254V103H253ZM5 102V103H4ZM35 102L37 103L38 102V104L39 103H41V105L39 104H35ZM45 102V103H44ZM60 102V103H59ZM168 102H170V103H168ZM171 102H172V104H171ZM183 102V103H182ZM188 102V103H187ZM189 102H190V104H193V105H190L189 104ZM192 102V103H191ZM203 102V103H202ZM205 102V103H204ZM247 102V103H246ZM249 102V103H248ZM19 103V104H18ZM52 103V104H51ZM133 103V104H132ZM146 105L145 107H143L142 105ZM155 103H156V105H155ZM163 103H166V104H163ZM177 103H178V109L176 110V106H177ZM179 103H182V104H180L179 105ZM196 103H198V104H196ZM210 104V106H208V104ZM220 103V104H219ZM235 103V104H234ZM247 105H246V104ZM6 104H8L7 106H6ZM10 104L12 105L11 106V108L13 107H17V109H11L9 106H10ZM57 104V105H56ZM139 104L143 107H141V106H139ZM185 104H187V105H185ZM194 104H196L197 106H194ZM206 104H207V107H206ZM249 104V105H248ZM15 105H17V106H15ZM34 105H36L35 107H37V108H33V106ZM43 105H45V106H43ZM52 105H54V106H52ZM153 105H155V106H153ZM158 105V106H157ZM167 105V106H166ZM173 105V106H172ZM217 107H216V106ZM233 107H232V106ZM3 106V107H2ZM6 106V107H5ZM50 106V107H49ZM56 106V108H52V107H55ZM160 106V107H159ZM164 106V107H163ZM182 106V107H181ZM187 106V107H186ZM189 106V107H188ZM241 106V107H240ZM248 106H250L251 108H249ZM29 107L31 108V109H29ZM59 107V108H58ZM121 107V108H122ZM158 107H159V109H158ZM163 107V108H162ZM174 107V108H173ZM180 107H181V109H180ZM185 107H186V110H184L185 109ZM206 107V108H205ZM210 107V108H209ZM215 107V108H214ZM10 108V110L11 111H9L8 109ZM48 108H50V109H48ZM121 108L119 109L120 111H121ZM135 110H134V109ZM154 108V110H151V109H153ZM184 108V109H183ZM200 108H202V109H204L203 111H205V112H203L202 110H200L199 111V109ZM239 108V109H238ZM32 109H34V112L36 111H38V113H40V115H39V117H38V113L37 114H35V116H36V118H41L42 117V115L43 116H47V114L49 115V113L50 112H52V110H53V112L52 113H50V116L51 117H53L54 116V120H53V118L52 119H50V118H48V119H46L45 117H43V118H41V120H39V121H42V122H39L40 123V133L41 134H39L38 136H40L41 135V137L44 135V134H46L44 131H50L51 133L53 132V133H57V134H59V133H61L62 131H64V130H68L67 131V134L64 132H62L63 134H66V135H64V136H66V138L64 137V139H62L63 137L61 136V138L60 139H62V140H60L59 138V140L57 141V139H55L57 142V145L58 146H60V147H63L64 148V153H62L63 155H61L60 153H57V152H51L50 151V149H47L48 150V153L51 155H47L45 152H46V149H45V147L42 145V144H44V143H41L40 141L38 142V141H36L35 143H34V141L33 142H29V140L27 139V140H24V142H23V140H18L17 138H12V135H14V136H18L19 134H17V131H19L18 133H20L21 132V130H23V128H24V130H25V128L26 129H28V128H30V129H33V127H39V124L37 123L38 122V119L36 120L35 119V116H34V112H33V110ZM57 109V110H56ZM60 109V110H59ZM125 109V108H124ZM129 109V111H127ZM138 109V110H137ZM145 109H148V110H145ZM173 109V110H172ZM193 111H192V110ZM226 109V110H225ZM8 110V111H7ZM14 110V111H13ZM17 110V111H16ZM19 110V111H18ZM141 111V113H140V111ZM158 110V111H157ZM171 110V112H169ZM176 110V112H174ZM178 110H180V111H182V113H180V111H179V113H180V115H179V117H180V119L182 118V116L183 115H186V116H183V118L184 119H186V120H183V118H182V120H180L179 119V117H178V115L177 114H175V113H178L177 111ZM236 110H238V112L239 113H236L237 111ZM242 110V111H241ZM124 111V110H123ZM136 111V112H135ZM190 111H191V113H190ZM213 111V112H212ZM230 111H232V112H230ZM236 111V112H235ZM248 111V110H247ZM254 111V112H255ZM16 112V113H15ZM22 112H24V113H26V115H24V113H22ZM35 112V113H36ZM44 112V113H43ZM132 112V113H131ZM137 112L140 114H138L137 115ZM174 112V113H173ZM188 112H189V114H188ZM198 112V113H197ZM207 112H209V113H207ZM216 113V115L215 114H212V113ZM219 112V113H218ZM232 113L233 114V112H235V114H233L232 115V117H231V119L229 118V119H226L225 118V121H227V122H230V124H228V126H227V123H225L224 125H226V126H223V127H220L219 125H216V127L218 128V132H219V130L221 129V128H224L225 129V132H224V129H221L220 130V132H219V134H217L216 132V135H215V133H213V134H210L211 136V138H210V142H212V144L211 143H208L209 145H210V148H205L204 147V145H206L207 144V142L205 141V136H206V134H205V131L206 130H208L209 128H211L212 127V125H214L213 124V121H218V120H223L224 118H223V116H221L223 113L225 114V113ZM251 112H252V110H251ZM258 112L259 113H261V114H258ZM15 113V114H14ZM20 113L22 114V115H20ZM28 113H32V115L31 114H29V116H27V114ZM47 113V114H46ZM109 113H107L108 115H109ZM118 113V112H117ZM116 113V114H117ZM129 113V114H128ZM131 113V114H130ZM149 113V114H148ZM167 113V114H166ZM185 113V114H184ZM196 113L198 114L197 116H196ZM211 113V114H210ZM217 113H218V115H217ZM241 113V114H240ZM18 116H17V115ZM118 114V115H119ZM172 114H174L173 116H171ZM183 114V115H182ZM202 114H204V116L202 115ZM221 114V115H220ZM237 114V115H236ZM17 117H16V116ZM24 115V116H23ZM31 115V116H30ZM131 115V117H129ZM144 115V116H143ZM168 115H170L171 117H169ZM176 115V116H175ZM182 115V116H181ZM190 117H188V116ZM191 115V116H190ZM242 115V116H241ZM257 115H259L258 117H257ZM8 116V117H7ZM20 116V117H19ZM32 116H34V117H32ZM136 116V117H135ZM175 116V117H174ZM200 116V117H199ZM202 116V117H201ZM216 116V117H215ZM221 116V117H220ZM252 116H253V120H251L252 119ZM254 116L257 118V119H254ZM15 117V118H14ZM19 117V118H18ZM115 117H117V116H115ZM126 117V118H125ZM144 117V118H143ZM148 117V118H147ZM177 120H173L174 118ZM177 117V118H176ZM196 117V118H195ZM201 120V121H199V124H197L198 123V121L197 120H199L198 118ZM212 117L214 118V120L212 119ZM241 117V118H240ZM17 118V119H16ZM133 118H136V120L134 119L133 120ZM138 118V119H137ZM145 118H146V120H145ZM158 118V119H157ZM166 118V119H165ZM171 118V120H172V123H171V120H169ZM188 118H189V120L191 119L192 121H188ZM192 118H195V120L194 119H192ZM206 119V120H204L203 121V119ZM218 118V119H217ZM262 118H264V117H262ZM15 119V120H14ZM33 119V120H32ZM52 120V121H49L48 122V120ZM57 119V118H56ZM80 119L81 118H79L78 120H79V122H81V121H83V120H81L80 121ZM111 119H113V121L111 120ZM121 119V120H120ZM126 119V120H125ZM160 119H161V121H160ZM163 119H165V121L163 120ZM197 119V120H196ZM245 121H244V120ZM250 119V120H249ZM16 120H18V121H16ZM22 120V121H21ZM73 120V121H72ZM74 120H76V121H74ZM145 120V121H144ZM167 120V121H166ZM169 120V121H168ZM210 120V121H209ZM8 121V122H9ZM37 121V122H36ZM45 121V122H44ZM47 121V122H46ZM109 121H110V123H109ZM136 121V122H135ZM141 121V122H140ZM161 123H160V122ZM184 121V122H183ZM237 121V122H236ZM241 121V122H240ZM246 121H250L249 123L251 124H247V122ZM73 122V123H72ZM74 122H76V123H74ZM115 123V124H113V123ZM164 122V123H163ZM246 123V124H243V123ZM43 125H42V124ZM66 123L68 124L67 126H65L66 125ZM82 123V122H81ZM93 123H95V124H93ZM133 123V124H132ZM171 123V124H170ZM17 124H19L18 126H17ZM56 124H57V126H59V132L58 131H55V130H57V126H56ZM59 124V125H58ZM61 124V125H60ZM62 124H64V128H62ZM74 124H77V125H74ZM98 124H99V126L100 127H98ZM101 124H105V125H109L108 126V128L110 127V129H108V132L106 131V130H103V129H105V128H103V126L104 125H101ZM111 124V125H110ZM157 124V125H156ZM168 124V125H167ZM197 126H196V125ZM207 124V125H206ZM233 124V125H232ZM240 124V125H239ZM21 125V126H20ZM52 125V126H51ZM53 125H55L56 126V128L53 126ZM70 125H71V127H70ZM73 125V126H72ZM79 125V126H78ZM83 125V126H82ZM87 125H91V127L92 128H89V126L87 127L88 129L86 130V127L85 126H87ZM93 125H94V127H96V128H94L93 127ZM96 125V126H95ZM167 127H166V126ZM171 125V127H169ZM177 125V126H176ZM179 125H180V127H179ZM182 125H184V126H182ZM187 125V126H186ZM194 125V126H193ZM209 125V126H208ZM230 125V126H229ZM48 126V127H47ZM75 126H78V128H79V130H77L76 129V127ZM136 126V127H135ZM148 126V127H147ZM176 126V127H175ZM191 126H193V127H191ZM197 127V128H195L194 129V127ZM208 126V127H207ZM237 126H239V127H237ZM253 126V125H252ZM9 127V128H8ZM23 127V128H22ZM45 127H46V129H45ZM50 127H51V129H50ZM52 127H54V128H52ZM70 128V129H66V128ZM80 127H82V128H80ZM177 129H175V128ZM225 127H229L231 130H229V128L227 129V128H225ZM236 127V128H235ZM12 128H13V130L14 131H16V135L13 133L14 131L12 130ZM16 128H18V129H16ZM19 128H22V129H19ZM48 128V129H47ZM73 128V129H72ZM101 128H102V130H101ZM146 128V129H145ZM162 128V129H161ZM167 128V129H166ZM174 128V129H173ZM180 128V129H179ZM192 128H193V130L195 131H191L192 130ZM199 128V129H198ZM206 128V129H205ZM239 128H241V129H239ZM2 129H3V131H2ZM5 129H6V131H5ZM44 129V130H43ZM55 129V130H54ZM62 129V130H61ZM96 129H97V131H96ZM157 129V130H156ZM189 129H191V130H189ZM198 129V130H197ZM204 129V130H203ZM234 129V130H233ZM251 129V128H250ZM7 130H9V131H12V133H10L9 131L7 132ZM52 130V131H51ZM82 130V131H81ZM98 130H101L100 132H98ZM161 130V131H160ZM173 130H175V133L176 134H174V131ZM178 130H179V132L180 133H182V134H180L179 132H178ZM184 130V131H183ZM188 130V131H187ZM249 130V129H248ZM61 131V132H60ZM70 131V132H69ZM150 131H152V132H150ZM166 131H167V133H168V131H169V133L171 134H173V136L171 137L170 135H169V137H163V133H165L166 134ZM171 131H173V132H171ZM185 131H187L188 132V135L187 134H185L186 132ZM191 131V132H190ZM201 132V133H199V132ZM227 131H228V133H227ZM233 131H234V133H233ZM3 132V133H2ZM49 132V133H50ZM74 132V133H73ZM104 132V133H103ZM184 132V133H183ZM197 132V133H196ZM2 133V134H1ZM9 133V134H8ZM48 133V132H47ZM52 133V137H53V135H55V134H53ZM69 133V134H68ZM72 133V134H71ZM108 133V134H107ZM168 133V134H169ZM192 135H191V134ZM236 133V134H235ZM11 134V135H10ZM43 134V135H42ZM57 134L54 136V137H56L57 136ZM153 134V135H152ZM167 134V135H168ZM179 136H178V135ZM194 134H196V137H195V135ZM198 134V135H197ZM204 136V137H202V135ZM224 134V136H222ZM233 134V135H232ZM235 134V135H234ZM6 135H7V137H6ZM23 135H25V134H20V138H22V136ZM75 135V136H74ZM186 135V136H185ZM208 136H209V134H207ZM214 137H213V136ZM237 135H238V137H237ZM5 136V137H4ZM8 136L10 137L11 136V140H12V142H11V140H10V142H9V138H8ZM37 136V137H38ZM60 136V135H59ZM67 136L69 137V138H67ZM107 136V137H106ZM199 136V137H198ZM218 136V137H217ZM58 137V136H57ZM152 137V138H151ZM171 137V138H170ZM176 137V138H175ZM220 137V138H219ZM225 137V139H223ZM233 137V138H232ZM236 137V138H235ZM241 137V138H240ZM6 138H8V140L6 139ZM24 138V137H23ZM22 138V139H23ZM40 140H41V138L40 137H38ZM163 138V139H162ZM165 138V139H164ZM173 138V139H172ZM175 138V139H174ZM182 138V139H181ZM194 138H195V140H194ZM199 138V139H198ZM203 138V139H202ZM212 138H214L213 140H211ZM240 138V139H239ZM4 139H6V140H4ZM14 139H16L17 141H14ZM24 139H26V137L24 138ZM38 139V140H39ZM70 139H71V141H70ZM168 139V140H167ZM179 139H181V140H179ZM216 139H217V141H216ZM236 139H239L238 141L236 140ZM264 137L263 136H259V137H257L255 140H251V143L252 142H256L257 143V141H259V143H262V144H264ZM64 140V141H63ZM69 140V141H68ZM75 140V141H74ZM156 140V141H155ZM162 140H164V141H162ZM178 140V141H177ZM197 140V141H196ZM229 140H231V141H233V142H231L230 141V143H231V145L230 146H228V147H226V145L228 144V141ZM26 141V142H25ZM63 141V142H62ZM90 141V142H89ZM162 141V142H161ZM166 141V144L165 143H163V142H165ZM169 143H168V142ZM172 141V142H171ZM174 141V142H173ZM18 142V143H17ZM21 142H23V143H21ZM74 142H75V144H74ZM195 142H197V143H195ZM218 142V143H217ZM237 142V143H236ZM240 144H239V143ZM242 142V143H241ZM243 142H244V144L245 145H247V147L249 146V147H251L250 149H249V147H248V150L246 151V152H244L245 151V149H244V147L243 146H241L242 144H243ZM246 142H248V141H246ZM11 143V144H10ZM34 143V144H33ZM39 143V144H38ZM60 143V144H59ZM159 143V144H158ZM201 143V144H200ZM223 143L225 144L224 146H222L223 145ZM233 143V144H232ZM20 144V145H19ZM30 144V145H29ZM65 144V145H64ZM77 144V145H76ZM162 144V145H161ZM163 144H164V146H163ZM204 144V145H203ZM215 144H216V146H215ZM235 144V145H234ZM253 144V143H252ZM258 144V143H257ZM17 145V146H16ZM25 146V148H24V146ZM29 145V146H28ZM176 145V146H175ZM184 145V146H183ZM198 145V146H197ZM202 147H201V146ZM215 147H214V146ZM229 145V144H228ZM233 145V146H232ZM259 145V144H258ZM22 146H23V149H20V148H22ZM35 146V147H34ZM41 146H42V148H41ZM193 146V147H192ZM222 146V147H221ZM232 146V147H231ZM235 146V147H234ZM236 146H237V148H236ZM14 147V148H13ZM19 147V148H18ZM39 147V148H38ZM178 147V148H177ZM198 147V148H197ZM204 147V148H203ZM231 147V148H230ZM235 149H234V148ZM240 147H243V148H241V150H243L242 152L245 154V155H243V153L241 154V151H240ZM17 148V149H16ZM34 148V149H33ZM69 148H71V149H69ZM192 148V149H191ZM218 148V149H217ZM221 148V149H220ZM222 148L224 149V150H222ZM227 148V149H226ZM230 148V149H229ZM234 150H233V149ZM254 148V147H253ZM10 151H9V150ZM11 149H13V150H11ZM25 149V150H24ZM165 149V150H164ZM175 149V150H174ZM238 149V151L240 152H237V151H235V150H237ZM256 149V148H255ZM15 150V151H14ZM17 150V151H16ZM66 150V151H65ZM72 150V151H71ZM83 150V151H82ZM163 150V151H162ZM168 152H167V151ZM185 150V151H184ZM220 150V151H219ZM254 150V149H253ZM19 151V152H18ZM34 151V152H33ZM174 151L176 152V153H174ZM185 152V153H183V152ZM228 151H229V153H228ZM252 151V150H251ZM250 151V152H251ZM256 151V150H255ZM16 152V153H15ZM71 152V153H70ZM198 152V153H197ZM205 152V153H204ZM214 152V153H213ZM232 152V153H231ZM235 153V155H237L238 157H236V156H232V155H234V153ZM252 152H254V151H252ZM13 153H14V157L16 158L17 156V160L16 159H14V157L11 159V156H13ZM73 153H74V155H73ZM172 153V154H171ZM181 155H180V154ZM188 153V154H187ZM197 153V154H196ZM210 153V154H209ZM237 153V154H236ZM238 153H239V155H238ZM12 154V155H11ZM203 154V155H202ZM219 154V155H218ZM222 154H224V155H228V156H226V158H228L227 160H226V162H222L223 163V165L221 166V164L222 163H220V166L221 167H223L224 166V168H221L222 170L223 169H227V170H225L226 171V173H228V172H230V173H232V172H234L233 170H235V172L234 173H232V174H230V173H228V177H227V179L225 180V183H222V182H224L223 180L220 182V176H219V174L220 173H222V174H220L221 176L223 175V173H224V171L223 172H220L221 171V169H220V167L218 168V166L217 165H214V164H216L217 163V158H219L218 156H221ZM30 155V156H29ZM58 155V156H57ZM71 155V156H70ZM188 155V156H187ZM196 155V156H195ZM249 155H251V154H249ZM50 156V157H49ZM54 156V157H53ZM61 156V157H60ZM192 158H190V157ZM241 158H240V157ZM255 156V155H254ZM253 156V153H252V158L254 157ZM4 157V158H3ZM48 157V158H47ZM58 157V158H57ZM79 157V158H78ZM209 157V158H208ZM212 157V158H211ZM223 157V156H222ZM222 157H221V159H222ZM231 157V158H230ZM22 158V159H21ZM63 158V159H62ZM184 158V159H183ZM188 158V159H187ZM235 158V159H234ZM249 159H251V156L250 157H248ZM6 160V162L8 163V161H7V159L9 160V161H11V162H9V164H7L8 165V168H9V170L7 169V165L5 164L6 162H5V160ZM190 159V160H189ZM199 159H201V160H199ZM211 159H213V160H215L216 162L214 163V161L213 160H211ZM220 159V160H221ZM231 159H234V160H231ZM12 160H15V161H17V164H15V161H13L12 162ZM18 160H19V162H18ZM21 160V161H20ZM33 160V161H32ZM63 160V161H62ZM67 160H68V162L69 163H71L72 164V166H70L71 168L73 167L74 169L75 168H79V171L80 172H78V171H76L77 173H82L81 175H78L77 177H78V181H77V178L74 180H72L71 182H63V181H61L62 180V178H63V176H65L66 175V171H65V169H63V168H65V167H67V166H65V164H63L62 165V163H66L67 162ZM187 160V161H186ZM205 162H207V163H205ZM230 161L231 163H233L232 165H231V163H229V162H227V161ZM243 160V161H242ZM65 161V162H64ZM194 161V162H193ZM222 161V160H221ZM236 161V162H235ZM2 162H4V163H2ZM62 162V163H61ZM73 162H75V163H73ZM200 162V163H199ZM212 164H211V163ZM31 163V164H30ZM81 163V164H80ZM203 163H205V164H203ZM226 163V164H225ZM227 163H229V164H227ZM235 163H236V166H234L235 165ZM244 163V164H243ZM5 164V165H4ZM75 164V165H74ZM79 164V165H78ZM83 164V165H82ZM194 164V165H193ZM207 164V165H206ZM209 164H210V166H209ZM225 164V165H224ZM238 164V165H237ZM13 165V166H12ZM25 165V166H24ZM29 165V166H28ZM46 165V166H45ZM60 165H62V166H60ZM81 165V166H80ZM212 165L214 166L213 168V170L210 172V171H208V170H210L211 168H212ZM218 165H219V163H218ZM241 165H243L244 167H245V170H244V167L243 166H241ZM246 165V166H245ZM12 166V167H11ZM15 166V167H14ZM35 166V167H34ZM194 166V167H193ZM195 166L197 167V168H195ZM203 166V167H202ZM206 166H208L207 168H205ZM215 166H217V168L218 169H220V170H218V169H216V171H219V172H216V171H214L215 170ZM227 166V167H226ZM237 166H240V170H239V168L237 167ZM39 167V168H38ZM85 167V168H84ZM209 167H210V169H209ZM242 167V168H241ZM248 167V168H247ZM16 168V169H15ZM45 168V169H44ZM199 168V169H198ZM200 168H201V171H205V172H201L200 171ZM230 168V169H229ZM233 168H235V169H233ZM237 168V169H236ZM4 169V170H3ZM6 169V170H5ZM51 169V170H50ZM82 169V170H81ZM207 169V170H206ZM247 169V170H246ZM8 170V171H7ZM38 170V171H37ZM77 170V169H76ZM231 170V171H230ZM239 170V171H238ZM16 171V172H15ZM33 173H32V172ZM36 171L38 172V173H36ZM42 172V174L40 175V173ZM63 171H64V173H63ZM228 171V172H227ZM22 172V173H21ZM28 172V173H27ZM50 172V173H49ZM201 172V173H200ZM213 172V173H212ZM34 173H36V174H34ZM206 173V174H205ZM215 173H219V174H217L218 176H216V174ZM237 173V174H238ZM23 174V175H22ZM33 174V175H32ZM64 174V175H63ZM225 174V173H224ZM238 175H240V173L238 174ZM33 176H35V177H33ZM41 176L43 177V178H41ZM83 176V177H82ZM223 176H225V175H223ZM25 177V178H24ZM37 177V178H36ZM39 177V178H38ZM48 177V178H47ZM204 177V178H203ZM2 178V179H1ZM23 178V179H22ZM36 180H35V179ZM215 178H216V180H215ZM18 179V180H17ZM31 179V180H30ZM33 179V180H32ZM41 179H45V180H41ZM82 179V180H81ZM221 179H222V177H221ZM15 181V183H14V181ZM39 181V182H36V181ZM81 180V181H80ZM219 180V181H218ZM8 181V182H7ZM74 181V183H72ZM226 181H228V182H226ZM4 182H6V183H4ZM26 182V183H25ZM44 182V183H43ZM50 182V183H49ZM216 182V183H215ZM218 182H219V186H218ZM20 183V184H19ZM79 183L80 184H82V185H79ZM84 183V184H83ZM17 184H19V185H17ZM73 184V185H72ZM90 184V185H89ZM214 184H215V186H214ZM223 184H225V185H223ZM228 184H229V186H228ZM26 185H29V186H26ZM31 185V186H30ZM79 185V186H78ZM217 185V186H216ZM16 186V187H15ZM20 187V189H19V187ZM67 186V187H66ZM74 186H76V187H74ZM22 187H24V188H22ZM220 189H219V188ZM76 188V189H75ZM82 188V189H81ZM223 188L227 191H223ZM78 189V190H77ZM79 189H81V190H79ZM222 189V190H221ZM3 193H2V192ZM16 191V192H15ZM14 192V193H13ZM41 192V193H40ZM36 193V195H34V194ZM60 193V194H59ZM14 194V195H13ZM32 194V195H31ZM38 194H40V195H38ZM46 194H48V195H46ZM59 194V195H58ZM17 195V196H16ZM29 195V196H28ZM5 196V197H4ZM12 196H13V198H12ZM31 196V197H30ZM33 196L35 197H37V198H33ZM39 196H40V198H39ZM222 196H223V198H222ZM228 196V197H227ZM230 196H232L231 198H229ZM233 197H234V199H233ZM241 197V198H240ZM218 198V199H217ZM235 198H237V199H235ZM243 198V199H242ZM239 199V200H238ZM14 200H15V202H14ZM34 200V201H33ZM76 200V201H75ZM241 200V201H240ZM243 200V201H242ZM7 201V202H6ZM10 201V202H9ZM238 201V203H236V202ZM239 201L241 202V204L239 203ZM3 202V203H2ZM40 202V203H39ZM48 202V203H47ZM231 203V204H230ZM36 204V205H35ZM238 206V204H240V209H239V211L238 212H240L239 214L238 213H236L237 212V206ZM236 209H235V208ZM227 208V209H226ZM239 208V207H238ZM243 210V209H242ZM10 211V212H9ZM8 212V213H7ZM23 212V213H22ZM33 213V214H32ZM242 213V214H241ZM30 214H32V215H30ZM227 215V216H226ZM237 215V216H236ZM20 216V217H19ZM26 216V217H25ZM28 216H30L29 217V219H28ZM233 216V217H232ZM236 216V217H235ZM241 216V217H240ZM227 217V218H226ZM64 218V219H63ZM34 220V221H33ZM36 220V221H35ZM48 221V222H47ZM236 221V222H235ZM32 222V223H31ZM39 222V223H38ZM33 223H35V225L33 224ZM44 223V224H43ZM236 223V224H235ZM43 225V227H42V225ZM233 224V225H232ZM234 224H235V226H234ZM32 227H31V226ZM49 225H50V227L51 228H49ZM48 226V227H47ZM59 226V227H58ZM61 226V227H60ZM24 227V228H23ZM37 227V228H36ZM57 229H56V228ZM48 228V229H47ZM53 228V229H52ZM62 228V229H61ZM64 228V229H63ZM40 229V230H39ZM52 231H51V230ZM49 230V231H48ZM60 230V231H59ZM46 231V232H45ZM59 233H58V232ZM48 232H51V234L50 233H48ZM233 234H232V233ZM24 233V234H23ZM52 233L54 234V235H52ZM58 233V235H56L55 236V234H57ZM61 233V234H60ZM63 233V234H62ZM28 234V235H27ZM35 234V235H34ZM45 234H47V235H45ZM26 235V236H25ZM33 235V236H32ZM59 235H61V237H58ZM64 235V236H63ZM50 239V241H51V237L50 236H53V241L51 242L52 243V246H50L49 247V245H51V243H48L47 244V241H49V239L47 238V237ZM65 236H67V237H65ZM72 236V237H71ZM25 237V238H24ZM27 237V238H26ZM40 237V238H39ZM43 237V238H42ZM44 237H45V239H44ZM21 238V239H20ZM48 240H47V239ZM58 238H60V239H58ZM64 238H66V239H64ZM68 238V239H67ZM40 239V240H39ZM58 239V240H57ZM27 240V241H26ZM30 240H31V242H30ZM42 240V241H41ZM66 242H65V241ZM79 240V241H78ZM34 241V242H33ZM56 241H58V242H56ZM235 241V242H234ZM29 242V243H28ZM35 242H38V244L37 243H35ZM62 244H61V243ZM63 242H65V243H63ZM234 242V243H233ZM35 243V244H34ZM40 243V244H39ZM25 244V245H24ZM45 244H47V245H45ZM56 246H55V245ZM34 245V246H33ZM63 245H65V247H63L62 248V246ZM67 245V246H66ZM82 245V246H81ZM71 246H73L72 248H69V247H71ZM77 248H76V247ZM234 246V247H233ZM54 247V248H53ZM55 247H57V248H55ZM67 247V248H66ZM48 248L49 249H51L52 251H50L51 253H49V251H48ZM65 248V249H64ZM61 249H62V251H61ZM71 249V251L70 252H68L69 250ZM77 249V250H76ZM12 250V251H11ZM54 250V251H53ZM64 250L67 252H64ZM48 251V252H47ZM9 252H10V254H9ZM36 252V253H35ZM44 252H45V254H44ZM46 252H47V255H46ZM39 253V254H38ZM49 253V254H48ZM59 253V252H58ZM69 253V254H68ZM70 253L72 254V255H70ZM16 254H18V255H16ZM34 254V255H33ZM52 254L54 255L53 257H52ZM42 255V256H41ZM44 255H46V256H44ZM49 255H51V258H49ZM79 257H78V256ZM35 258H33V257ZM47 257V258H44V259H42V257ZM27 259H26V258ZM39 257H41V259L39 258ZM83 259H82V258ZM85 257V258H84ZM223 257V258H222ZM53 258V259H52ZM225 258V259H224ZM228 258V259H227ZM17 260V261H16ZM30 260H32V262L30 261ZM37 260V261H36ZM53 260V261H52ZM56 262H55V261ZM33 261H34V263H33ZM51 263H50V262ZM80 261V262H79ZM53 262V263H52ZM73 263V262H72Z\"/></svg>",
	"mask_w": 264,
	"mask_h": 264
},
{
	"label": "bare ground",
	"instance_id": "bare-ground-1",
	"mask_svg": "<svg viewBox=\"0 0 264 264\" xmlns=\"http://www.w3.org/2000/svg\"><path fill=\"white\" fill-rule=\"evenodd\" d=\"M0 1H2V2H4V0H0ZM22 1H24V0H21V2ZM27 1V3H30V1L28 2V0H25V2ZM37 0H35V2H36ZM45 2L47 1V0H44ZM49 1L50 0H48V2L47 3H49ZM52 1V0H51ZM53 1H55V0H53ZM57 1V0H56ZM59 1V0H58ZM62 1V0H61ZM67 1V2H66ZM71 1V0H70ZM77 1V0H76ZM80 1H84V0H80ZM86 2H87V0H85ZM101 1V0H100ZM109 1V3L111 2V5L113 6V4H112V2H113V0L112 1H110V0H108ZM107 1V2H108ZM115 1V0H114ZM126 3H128V5L126 4V5H124L125 7L126 6H129L130 5V3L129 2H133L132 0H124ZM147 1V0H146ZM146 1L145 0H136L135 1V4H133V5H135V6H129V7H126L127 9L125 10V12H126V14H125V12H124V14H125V16L123 17L121 14H123V10L121 11V6H120V2H119V0L116 2H113V3H116L115 4V6L117 7V8H115V6H114V8L116 9V12L112 9L111 11H113L112 13H114V15H115V18H114V16L112 17V19H115V21H117L118 22V20L120 21V20H123L124 19V21H125V23L123 24L122 23V25L120 26L119 25V27H120V29H122V28H124V29H122V31H123V35L125 36L124 37V41H120L119 43L120 44H122V45H124V47L125 46H128L130 43L131 44H136V45H138V44H142V43H144L143 41H144V39H145V37H146V39H152L153 37H152V35H151V33H152V31L151 32H149L150 33V37H149V33H147V28L149 29V30H153V32H156V33H159V31L161 32V30H162V26H163V24L165 23V22H167L166 23V26L167 25H170L171 23H173V25H170V26H168V29L170 28V29H176V27H177V24H179V23H183V22H185V26H186V22L188 21L187 20V18L186 17H188L189 15H191L190 14V12L191 13H193V10L196 8V10H197V8H198V11L199 12H197L196 11V13H194L193 15H195L194 17L196 18H194V21L192 20V19H190L188 22H190L191 20H192V23H189V24H187V25H189V26H187V27H184V28H188L189 27V29H190V32H189V30H188V34L189 33H191L192 32V36H193V33H194V35H195V33H197V31L196 30H198V26L197 25H195L194 24V26L195 27H192V30H191V28H190V25L191 26H193V23H196V22H199V21H196V20H200V19H202L201 18V9H199V7H201L200 6V3H202V2H200L199 3V5L197 4V3H195V2H192V0H191V2H188V1H190V0H183V1H185V2H182L181 0H180V2L182 3H180V2H178L177 0H168V2H170V1H172V2H170V3H166V5H167V7H169L170 5H171V7H169L168 8V10L167 9H165V8H163V7H166V5L165 4H163L164 2L162 1V3L161 4H163V7L161 6H158L160 9H155V7H153L154 8V10L151 8V5L149 6L147 3H146ZM149 2H150V0H148ZM154 2L155 0H151V2ZM158 1V0H157ZM157 1H155V3H157ZM165 1V0H164ZM176 1V3L174 4L173 2H175ZM194 1H196V0H194ZM202 1V0H201ZM208 1V0H207ZM217 1H219V2H221L220 0H217ZM222 1H224V0H222ZM7 2H10V1H7ZM15 2H16V0L15 1H13V4H15ZM17 2H19L18 4H19V6H20V4H22V3H20V0H17ZM17 2H16V4L13 6V4H11L12 3V0H11V3H8V5H7V3H1L0 2V9H8L9 7V5L10 6H13V8H16V10H14L9 16L7 15V14H9V12H6V15L5 14H3L1 11H0V13H1V20H3V19H5V21L3 20V23L2 24H4V26H5V30H9V28H11V29H13L12 31H14V33L13 32H11V31H9V32H7L6 33V31L4 30V27H2V29L5 31V34H12V36L11 37H13L15 34H17L18 32H16L15 31V29H20V30H22L23 29V25H21V24H19L18 23V26L19 27H13V26H15L16 24H15V20H20L21 22H22V20L24 19L23 17H25V12H24V10L22 9V8H18V7H16V5L18 6V4H17ZM39 2V1H38ZM73 2L75 3V1L73 0V1H71V2H69L68 0H64V2H62V3H57V5L58 6H60L61 4L63 5V3H68L67 5H69V3H70V5H71V3L73 4ZM78 2H79V0H78ZM86 2H84V4L86 3ZM99 2V1H98ZM104 2H106V1H104ZM119 2V3H118ZM146 3V5L149 7V10H150V8L152 9V11L150 12L147 8V10H148V12H147V10L146 11H144V7L146 6H144V4ZM160 2V1H159ZM158 2V3H159ZM167 2V1H166ZM179 4H181V5H178V3ZM199 2V1H198ZM203 2H205V1H203ZM219 2L217 3V4H219ZM226 2V1H225ZM229 2H230V0H229ZM243 2V1H242ZM247 2V1H246ZM258 2H259V0H258ZM257 1H256V3H258ZM37 3V2H36ZM53 3H55V2H53ZM80 3H83V2H80ZM80 3H79V5H80ZM87 3H89V2H87ZM86 3V4H87ZM157 3V4H158ZM208 3V2H207ZM206 3V4H207ZM234 3V2H233ZM248 3V2H247ZM254 3H255V1L252 3V5H254ZM76 4V5H75ZM75 4H73L74 6H72V9H74V8H78L79 6H78V3L76 2ZM91 3H89L88 5H90ZM106 4V3H105ZM124 4V3H123ZM122 4V5H123ZM157 4H155L156 5V7H157ZM160 4V3H159ZM160 4V5H161ZM178 5V7H177V5ZM190 4V5H189ZM192 4V5H191ZM194 4V5H193ZM195 4H197V5H195ZM205 3H202L201 5H202V7H204V6H208V5H206ZM216 4V5H217ZM260 4V2L258 3V6H256V5H254V6H256L257 7V9H258V7L261 5H259ZM22 5H25V3L24 4H22ZM28 5H30V4H28ZM36 5V4H35ZM34 5V6H35ZM38 5V4H37ZM47 5L48 6H50V4H45V6H46V12H48V8H47ZM51 5H52V2H51ZM55 5V4H54ZM56 5V6H57ZM66 5V6H67ZM92 5H93V3H92ZM95 5H97V4H95ZM103 5V4H102ZM108 5V4H107ZM165 5V6H164ZM176 5V6H175ZM182 5H183V7H182ZM223 4H221V6H222ZM41 6H42V4H41ZM45 6H42V7H45ZM76 6V7H75ZM78 6V7H77ZM99 6H101V4L99 5ZM188 6V10H186L187 7ZM194 8H193V7ZM212 6V5H211ZM237 6V5H236ZM247 6V5H246ZM251 6V5H250ZM25 7V6H24ZM60 7H62V6H60ZM90 7L92 8V7H94V5L93 6H91L90 5ZM96 7V8H95ZM94 7V9H96L97 10V7L98 6H95ZM103 7V6H102ZM110 7V6H109ZM133 7H136V8H134L133 9ZM177 7V8H176ZM179 7H181L180 9H178ZM189 7H192L191 9H189ZM230 6H228V7H225V9L227 8L228 10H229V12H230V10H231V8H233V6H231L230 8H229ZM235 7V6H234ZM11 8V7H10ZM9 8V9H10ZM17 8H18V10H20L21 9V13H22V10H23V12L24 13H22V16L20 15V12L18 13V15H20V17H22V18H19V16H16L17 15V13H15L16 15L14 16V12H16L17 11ZM29 8V7H28ZM53 5H52V7L50 6V9H51V12H52V10H54V8L55 9H57L56 7H54L53 9ZM63 9H65V8H70L69 6H67V7H65V6H63L62 7ZM86 8H88V7H85V9H83V11L84 12H86ZM113 8V7H112ZM120 8V9H119ZM124 8V7H123ZM129 8V9H128ZM162 8V9H161ZM223 8V6L220 8V9H218L219 11H223V12H225L226 13V16L227 15H229V13H227L228 12V10H225L224 8H223V10H221ZM255 8V7H254ZM253 7H251V9H253V11H255L256 12V10L254 9ZM5 9V10H6ZM41 9V7L40 8H38V10H39V12L41 11L42 12V10L44 9L45 10V8H43L42 10H40ZM59 9V8H58ZM82 9V8H81ZM93 9V8H92ZM100 9V7H98V10ZM104 9V8H103ZM111 9V8H110ZM208 9V8H207ZM212 9L213 8H211L210 10V12L212 13V15H211V13L209 12V14H208V12H206V8L204 9L205 11L204 12H206L205 13V15H207L208 14V16H211V18H212V16H213V18H214V15H215V18L214 19H211V20H209V21H207V22H204L203 20H205V18H204V16L205 15H202V17L204 18L203 20H200L201 22L203 21L204 22V24L206 25H208V22H213V21H215V19H216V17L217 16H219V17H224L225 16V14H221V15H219L221 12H216V11H214V12H212ZM234 9V8H233ZM232 9V10H233ZM250 9V7H249V9L248 10H250V11H252ZM260 9V8H259ZM36 10H37V7H36ZM69 10H71V9H68V12L70 13L71 11H69ZM91 9L89 8V11H90ZM106 8L104 9V14L103 15H105V12L107 11V13L108 14H110V12L111 11H109L108 12V10H106ZM203 10V9H202ZM232 10H231V12H232ZM236 11H237V9H235ZM240 10H241V12H243V10H247V8L246 9H239L238 8V13L240 12ZM4 11V10H3ZM7 11V10H6ZM63 11H65V10H63ZM67 11V10H66ZM65 11V12H66ZM88 10H87V14L86 15H88V19L86 18L85 19V17H87L84 13H83V18H82V20H90V22H91V19L90 18H92L93 16H94V12L92 13V10L89 12ZM195 11V10H194ZM257 11H259V10H257ZM263 11V10H262ZM36 12H38V11H36ZM40 12V13H41ZM49 12H50V10H49ZM59 12H61V13H63L61 10L59 11ZM58 12V13H59ZM120 12H122L121 14H120ZM149 13V16H153V17H148V15L146 16V18H145V15L144 14H147V13ZM153 12V13H152ZM154 12H156V13H159V15H162V14H164L165 12V14L163 15V16H166V17H164V18H160V17H158L157 19L158 20H155V18L157 17V15L158 14H154ZM164 12V13H163ZM183 12H189L188 13V16H187V13L184 15L183 14ZM234 12V11H233ZM254 12V13H255ZM264 12V11H263ZM262 12V13H263ZM35 13V12H34ZM57 13V14H58ZM60 13V14H61ZM75 13H77V15L75 14ZM91 14V16H92V14H93V16L92 17H89L90 16V14ZM103 13V12H102ZM102 13H100V15L102 14ZM111 13V14H112ZM161 13V14H160ZM178 13V14H177ZM183 14V15H180V14ZM197 13H200V14H198L199 16H200V19H199V16H197ZM215 13V14H214ZM235 13V12H234ZM233 13V14H234ZM237 13V12H236ZM258 13V12H257ZM261 13V12H260ZM260 13H258V14H260ZM39 14V13H38ZM41 14H44V12L43 13H41ZM50 14V13H49ZM55 15L54 16H56V11H55V13H54ZM72 14H74L75 15V18H74V15H72ZM72 14L70 13L68 16L71 18V16L70 15H72V19H74L75 21L74 22H76V23H72L73 25H78L77 23H78V21L80 20V23L79 24H81L82 23V21H81V18H79V16H78V11L77 12H75V11H73L72 12ZM111 14L110 15H105L106 17L105 18H102L103 20V22H104V20H106V18L108 19V17H110V19H111ZM175 14H177V16H175ZM204 14V13H203ZM214 14V15H213ZM242 14H244V13H242ZM242 14H241V16H242ZM248 14H250V12H248ZM50 15H52V14H50ZM82 15V14H81ZM84 15H85V17H84ZM99 15V16H100ZM102 15V16H103ZM154 15H156L155 17H154ZM158 15V16H159ZM217 15V16H216ZM232 15V14H231ZM230 15V16H231ZM255 15H257L256 13H255ZM3 16L5 17V18H3ZM6 16H8V17H6ZM10 16H11V19L12 20H14V24H13V22H11V23H9L8 21V23L6 22V20H9L10 19ZM32 16V15H31ZM36 16H37V14H36ZM41 16H43V18H44V16L46 17L47 16V13H46V15H41ZM76 16H78V18H79V20H78V18H77V20H76ZM95 16H97V12L95 11ZM94 16V17H95ZM101 16V17H102ZM120 16H122V17H120ZM171 16V17H170ZM173 16V17H172ZM182 16V17H181ZM192 16V15H191ZM207 16V17H208ZM235 16H237V15H235ZM240 16V17H241ZM250 16V15H249ZM248 16V17H249ZM16 17V18H15ZM19 19H18V18ZM51 17H53V15L51 16ZM50 17V18H51ZM64 17V16H63ZM66 17V16H65ZM65 17L63 18L64 20H62V22L60 23V24H63L64 22H65ZM69 17H68V19H69ZM81 17V16H80ZM104 17V16H103ZM148 17V18H147ZM162 17V16H161ZM169 17V18H168ZM184 17H185V19L187 20H185L184 19ZM228 17V16H227ZM227 17H225L226 19H227ZM232 17V16H231ZM237 17H239V15L237 16ZM239 17V18H240ZM243 17V16H242ZM258 15H257V19H258ZM8 18V19H7ZM67 18V17H66ZM95 18H97V20L100 18V17H95ZM150 18V20H147V19H149ZM151 18H152V20L153 21H160V23L162 24V21H165V22H163V24L161 25L160 23H158V22H156V24H154L155 22H153V24L152 23H150V21H151ZM160 18V19H159ZM166 18V19H165ZM189 18H191V17H189ZM210 18V17H209ZM224 18V19H225ZM235 18V17H234ZM254 18V17H253ZM38 19V18H37ZM41 19H42V17H41ZM46 20H49V19H47V18H45ZM44 19V20H45ZM71 19V20H72ZM161 19H164V20H161ZM168 19V20H167ZM183 19L185 20V21H183ZM220 19V18H219ZM225 19V20H226ZM229 19H230V17H229ZM232 19H233V17H232ZM241 19V18H240ZM248 18L246 17V19H244L243 20V18H242V21H245V20H247ZM250 19H252V18H250ZM256 19V20H257ZM261 19V18H260ZM0 20V21H1ZM39 20V19H38ZM57 20V19H56ZM60 20V18H58V20H57V22ZM67 20V19H66ZM70 20V22H72ZM93 20L94 19H92V22H93ZM100 20V21H99ZM98 21L100 22V23H103V22H101V19H99ZM145 20L146 21H149V25H148V27L146 26V24H145V26H146V30H145V26H144V22H145ZM206 20H208L207 18H206ZM224 20V21H225ZM35 21V20H34ZM68 21V20H67ZM83 22V23H85V24H87L88 22ZM97 21V22H98ZM110 21V20H109ZM113 21V20H112ZM115 21H113V22H115ZM129 21H131L132 22V24H131V22H129ZM180 21V22H179ZM223 21V20H222ZM231 21V20H230ZM241 21V22H242ZM248 21V20H247ZM258 21H259V19H258ZM257 21V22H258ZM4 22H6V23H4ZM23 22H24V20H23ZM27 22V24H26V26L27 25H29L28 24V21H26ZM39 22V21H38ZM36 23V24H41V23ZM48 22V21H47ZM51 22H54L53 20L52 21H50V23ZM57 22H56V25L55 24H53L52 23V26L53 25H55V26H58L57 25ZM69 22V21H68ZM68 22H65V24L66 25H68L69 23ZM89 22V24H92V23H90ZM96 22V19L94 20V22H93V24L91 25L92 26V29L90 28L89 30L88 29H86V26L85 25H83V24H81V26L83 25V26H85V27H83V28H79V26H76V28L78 27V29H82V30H84V28L87 30V31H90V30H94V29H98V31H96V30H94V32L96 31V32H99V28H101L102 26H100L99 28H95V27H97L98 26V24H96L95 23ZM105 22H107V23H109L107 20L105 21ZM120 22H123V21H120ZM127 22V23H126ZM200 22V23H201ZM210 22V23H211ZM217 22V21H216ZM221 22V21H220ZM228 22H229V20H228ZM238 22V21H237ZM256 22V21H255ZM49 23V24H50ZM68 23V24H67ZM131 24V26H129V25H127V24ZM146 23V22H145ZM157 23H158V25H157ZM181 23V25H182V27H179V26H181V25H178V28H177V30H173L172 29V31L174 32H178V29H180V30H182L181 32H178V33H182L181 35H179V36H182L183 35V30L184 29H182L183 28V24ZM219 23V22H218ZM218 23L216 24L217 26H218ZM226 23V22H225ZM244 23V22H243ZM259 23V22H258ZM264 23V22H263ZM1 24V23H0ZM6 24V25H5ZM94 24H96V25H94ZM114 24V23H113ZM112 24V25H113ZM118 24V23H117ZM152 24V26L151 27H153V25H155L154 27L156 28L157 27V31H154V29L155 28H150V25ZM213 24H215V23H213ZM222 24V23H221ZM230 24L232 25V23L230 22ZM241 24V23H240ZM244 24H247V22L246 23H244ZM244 24L242 25L241 24V28H246L248 25H246V26H244ZM9 26V28L7 29V27ZM13 25V26H12ZM65 25V26H66ZM101 25H103V27H104V24H101ZM199 25V24H198ZM205 25H201V26H203V27H205ZM206 25V28L207 29H209L208 27H211L212 26V24H210L211 26H207ZM228 25V24H227ZM233 25H234V22H233ZM236 25V24H235ZM256 25H258V24H256ZM262 25H264V24H262ZM261 25V26H262ZM1 26V25H0ZM3 26V25H2ZM7 26V27H6ZM12 26V27H11ZM38 26V25H37ZM50 26V25H49ZM64 26V27H65ZM69 26H71V24L69 25ZM80 26V27H81ZM107 26V25H106ZM109 26H111V24L109 25L108 24V27ZM115 26V28L117 27L116 25H114ZM114 26H112L113 28H114ZM159 26V27H158ZM166 26L164 25V28L163 29H165L166 28ZM214 26V25H213ZM212 26V27H213ZM20 27H22V28H20ZM30 28H32L33 29V26L31 27V26H29ZM28 27V29L29 30H27L29 33L31 32H33L32 31V29H30ZM40 27H43V26H40ZM103 27L100 29L101 30V32L103 31L102 29H103ZM108 27H106V30H109L108 29ZM119 27H118V29H119ZM129 27L130 28H132V31L129 29ZM162 27V28H161ZM199 27H200V25H199ZM223 27V26H222ZM228 27V26H227ZM231 27V26H230ZM264 27V26H263ZM262 27V28H263ZM15 28V29H14ZM26 27H25V22H24V29H25ZM54 28V27H53ZM57 28V27H56ZM69 28H73V30H75V31H77V33L79 34L78 35V37L80 36V34L83 32V31H78V29H76V28H74V26H71V27H69ZM94 28V29H93ZM112 28V29H113ZM142 28L145 30V32H143L142 31ZM158 28H160V29H158ZM195 28V29H194ZM201 28V27H200ZM200 28H199V30H198V33H199V31H201V34H203L202 36H201V38L202 37H205L206 38V36L205 35H207V34H204V32L202 31L203 30V28L200 30ZM219 28V27H218ZM224 28H225V24H224ZM229 28V27H228ZM249 28V27H248ZM250 28H252V29H254V27L252 26L251 27V25H250ZM255 28H257V30L259 29V27H255ZM23 29V31H25L26 33H27V31L26 30H24ZM27 29V28H26ZM37 29H40L39 27H37ZM36 29V30H37ZM55 29V28H54ZM64 29V28H63ZM63 29H61V31L63 30ZM66 29V28H65ZM68 29V28H67ZM129 29V30H128ZM168 29H166V30H164V33L168 36L169 34H171V32L169 33V34H167L169 31H167ZM185 29V30H186ZM211 29V28H210ZM212 29H214V27L212 28ZM227 28H225V30H226ZM264 29V28H263ZM19 30V31H20ZM58 30H60L59 28H58ZM73 30L71 31V32H73ZM156 30V29H155ZM159 30V31H158ZM206 30V29H205ZM219 30V29H218ZM249 30V29H248ZM260 30H262V29H260ZM4 31H2V32H4ZM35 31V30H34ZM61 31L59 32V35H60V33H61ZM68 31V30H67ZM74 31V32H75ZM85 31V30H84ZM86 31V32H87ZM109 31H112V30H109ZM167 33H166V32ZM195 31V32H194ZM208 31V30H207ZM216 31V30H215ZM238 32H239V30H237ZM246 31H247V29H246ZM2 32H0V33H2ZM52 32V31H51ZM50 32V33H51ZM54 32H58V31H56V30H54L52 33H54ZM69 32V31H68ZM80 32V33H79ZM93 31L91 32H89L90 33V35H91V33H94ZM95 32V33H96ZM100 32V33H101ZM103 32H105V31H103ZM102 32V33H103ZM108 32V31H107ZM172 32V34L174 35V33ZM203 32V33H202ZM209 33H210V30L208 31ZM207 32V33H208ZM213 32H214V30H213ZM221 32V31H220ZM220 32H218V33H220ZM242 32V31H241ZM249 32V31H248ZM258 32V31H257ZM28 33V34H29ZM34 33V32H33ZM35 33H36V31H35ZM34 33V34H35ZM62 33H63V31H62ZM89 33H87V35H89ZM99 33V34H100ZM101 33V34H102ZM106 33V32H105ZM115 33V32H114ZM145 33V34H144ZM147 33V34H146ZM155 33V34H156ZM185 33H186V31H185ZM184 33V34H185ZM232 33V32H231ZM243 33V32H242ZM251 33V32H250ZM262 33V32H261ZM56 34H58V33H56ZM64 34H66V31H65V33H63L62 34V36L64 37ZM73 34V33H72ZM72 34L70 33V36H72ZM76 34V33H75ZM83 34H86V33H83ZM99 34H96V36L97 35H99ZM107 34V33H106ZM106 34H104V35H106ZM110 34V33H109ZM164 34V35H165ZM177 34V33H176ZM175 34V36H177ZM187 34V33H186ZM187 34V35H188ZM200 34V35H201ZM210 34H212V32L210 33ZM209 34V35H210ZM236 34H238V33H236ZM241 34V33H240ZM239 34V35H240ZM247 34H249V33H247ZM10 35H5V36H9L10 37ZM53 35V34H52ZM51 34H50V36H52ZM112 35V34H111ZM131 35V36H130ZM147 35H148V37H147ZM157 35H160V34H156V40L155 41H158V43L160 42L159 40H157L159 37V39L161 40H164V39H167V42L170 40V36L171 35H169L168 37H166V35L164 36V35H160L159 37L157 36ZM172 35V36H173ZM190 35V36H191ZM199 35V34H198ZM216 35H218L217 34V31H216V34L215 35H213V36H215L216 37V40H217V36ZM228 35H230V34H228ZM244 35L245 34H243V36L242 37H244ZM255 35V34H254ZM259 35H260V33H259ZM5 36L3 37L2 35L0 36L1 38H0V40H2L3 41V38H5ZM17 36H19L18 34L14 37V38H17ZM24 36V38L27 40V41H24L23 42V40H25L24 38H19L21 41H18L17 40V43H16V45L18 44V43H20L21 42V47H23L24 49L25 48H27V46H28V48H29V45L30 44H32V42H33V40H32V35H30V37H29V35L28 36H25V35H23ZM35 36V35H34ZM33 36V38H34V40H36L35 42V44L36 45H32V46H30V47H42L43 49H41L42 51H38V48H35L37 51V56L34 58L30 53H28L27 54V56L26 57H29L28 55L30 54L32 57H33V60L34 59H39V60H37V63L38 64H34V62L36 63V61L34 60V62L33 61H31L30 59H28V58H25V59H27V61L29 62L28 63V66L27 65H25V66H27L28 67V69L30 68V66H32V70H35V69H39V68H35V67H37V65H40V63L39 62H41V65H43V64H45L46 66H48L47 68H48V75L46 76H44L45 78H44V83L48 86V85H51V86H54L53 88H55V83H58V84H56V86L58 87V85H59V82L58 81H56L55 82V80H54V76L53 75H51V73L49 72V70L50 69H52L53 68V71L56 73V75L58 76V77H56V79H58L59 77H63L62 79L63 80H65V83H67V84H69V85H71L72 87H70L69 85H67L68 87H70L69 89L67 88V87H64V89L62 90V89H60V90H57L56 88L55 89H51V86L48 88L51 92H52V94H51V92H50V94L51 95H47L48 97L50 96L51 97V101H52V103H53V101L54 102H56V100H58V99H56V100H53L52 99V96H54V94H55V96L57 95L56 93H60V92H62L63 93V95H64V93H66L65 95H68L67 97H63V95L61 96V98L62 99H64V101H66V103H64L63 102V104L61 105V110L58 112H56V111H54L53 112V110H52V112H53V115H54V113L55 114H59L60 113V115L59 116H56V115H54V116H56V118H55V120H56V123H57V120H59V119H61L60 120V123L62 122V119H64V122L65 121H67L68 122V119H73L74 117H75V119L77 120H74V121H76V122H78L77 124H88V121H89V123H92V122H90V121H92V120H88V119H94V121H96L97 123H103L102 121H104V123L106 124V120H105V118H107V121L109 120L108 118H110V116H111V114L112 113H114V112H116V111H112V109H114V107H116V110H117V108H121L122 107V105H121V103L122 104H125V101H126V103H127V100H128V102L129 101H131L132 99H131V94L133 95V93L132 92H130V91H132V89H131V87H132V85H131V83H129L126 79H125V81H123L121 84L118 82V80H116V81H112L111 80V76L113 75V71H112V69H111V67L113 66V65H115V64H117L115 61H113L114 59H118L119 58V55H116V53L115 54H113L114 56H111L110 55V53H112L113 52V50H111V49H113L114 48V46H118L119 47V45L120 44H117V45H114L113 43H115V42H111L110 40V42H108V44H106V45H108V48L107 49H109L108 50V52L107 53H109V54H107V53H105L106 55L105 56H102V55H104L103 53H102V50H101V47H102V45H101V47L99 48L98 47V45L96 46V47H93L92 46V48H90L89 47V45L90 44H93L94 45V43L96 44V40H95V38L93 39V37L91 38L90 36V40H89V38H87V40L88 41H90V43L89 42H85L84 40H86L84 37L81 39V38H79L78 40H80V41H74L73 42V39H72V42L71 41H68V39H61V40H51L50 39V41L49 40H47V42L45 41V39L44 38H42V39H40L39 38V40L38 39H36L35 37ZM46 36V35H45ZM48 36V35H47ZM57 37H58V35H56ZM68 36H69V34H68ZM82 36V35H81ZM93 36H95V34H93ZM95 36V37H96ZM101 36V35H100ZM109 36V35H108ZM126 36L127 37H131L132 38V40L130 41V39L129 40H127V42H126ZM153 36L155 37V35L153 34ZM189 36V37H190ZM191 36V37H192ZM208 36V35H207ZM213 36H212V39H215V37L213 38ZM238 36V35H237ZM247 35H245V37H246ZM256 36H257V34H256ZM262 36L264 37V35L262 34ZM9 37H6V38H9ZM20 37H21V35H20ZM44 37V36H43ZM52 37H54V36H52ZM63 37H61V38H63ZM76 37H77V35H76ZM76 37H74V39L76 38ZM77 37V38H78ZM118 37V36H117ZM136 37H140L138 40H142L143 39V37H144V39H143V41H138V40H133V38H135L136 39ZM152 37V38H151ZM162 37V38H161ZM178 37V36H177ZM177 37H174L175 39L177 38ZM196 37H198V36H195V38ZM200 37V36H199ZM198 37V39H200V41H201V38H199ZM235 37H236V35H235ZM239 37V36H238ZM5 38V39H6ZM14 38H12V39H14ZM28 38H29V40H32V42H30V41H28ZM31 38V39H30ZM54 38H56V37H54ZM59 38V37H58ZM65 38H66V36H65ZM76 38V39H77ZM101 38H102V36L100 37V40H101ZM122 38V37H121ZM173 38V37H172ZM186 38H188V37H186ZM193 38V37H192ZM211 38V37H210ZM209 38V39H210ZM224 38V37H223ZM233 38H234V36H233ZM253 38V37H252ZM251 38V39H252ZM260 38V37H259ZM4 39V40H5ZM53 39V38H52ZM60 39V38H59ZM71 39V38H70ZM84 39V40H83ZM92 39V40H91ZM97 39V38H96ZM98 39H99V37H98ZM97 39V40H98ZM123 39V38H122ZM153 39H155V38H153ZM152 39V42L154 41ZM169 39V40H168ZM185 39V38H184ZM219 39V38H218ZM225 39V38H224ZM240 39L241 38H239V40H238V42L240 41ZM248 39V38H247ZM247 39L244 41V42H247L248 43V41H247ZM251 39H248L249 41L251 40ZM254 39V38H253ZM8 40V39H7ZM6 40V41H7ZM38 40V41H37ZM94 40V41H93ZM148 40H145V42L146 41H148ZM161 40V42L158 44L157 42H155L156 43V46H157V48L159 47V46H161L160 44H162V41ZM194 40H196V39H194ZM205 40V39H204ZM208 40V39H207ZM216 40H212V42L213 41H216ZM226 40V39H225ZM232 40H234V39H232ZM236 40H237V38H236ZM256 40V39H255ZM255 40H253V41H255ZM260 40H261V38H260ZM10 41H11V39H10ZM15 42H16V40H14ZM82 41H84V43H86V44H83L82 43ZM92 41V42H91ZM129 41V42H128ZM150 41V40H149ZM166 41V40H165ZM164 41V42H165ZM171 41V40H170ZM172 41L173 42H170V46H172V47H169L168 45H169V43L167 44V42H163V44L164 45H166L167 44V46L168 47H166L167 48V50L166 51H168V52H166L164 49H163V44H162V46L160 47V48H162V49H160V48H158V49H156V50H152L154 47L153 46H155V45H153V43L151 44V43H149V42H147V43H149L148 45H150V47L151 48H144L143 49V47H142V45H140V46H138V48L139 47H142L141 48V55L142 54H144L145 55V53H150L151 52V54L150 55H152V52H154L155 53V55L156 54H158L159 53V51H160V53H162V54H166L164 57H162V54H160L161 55V57H159V56H155L156 58H153L154 56H150L149 55V57H147V56H145V58L147 57V59H149L150 57V59L152 60H154V59H157V60H163V61H166V60H169V59H172L173 61L175 60H177L178 61V59H179V62H181L182 61V59L180 58V55H177L176 56V54L175 53H177V54H179V50L177 49V48H179L180 46H177L178 44H180V42H178V43H176L177 41L175 40V43L177 44V45H174L175 43H174V39H172ZM181 41H182V39H181ZM185 41H186V39H185ZM185 41H184V43H185ZM190 41V40H189ZM224 41V40H223ZM235 41V40H234ZM252 41V40H251ZM4 42V41H3ZM2 42V43H3ZM191 42L193 43V40L192 41H190V43H186V44H191ZM217 42H219V41H216V43ZM221 42H222V40H221ZM242 40H241V42H239L238 43V45L240 46L242 43L243 44H245ZM260 41H258V43H257V41H255V43H256V45L253 43V42H249L251 45H255V46H250L251 47V50H252V52L251 53H264V50H261V49H256V47H258L259 45H261V44H263L264 45V42L263 41H261V43H259ZM263 42V43H262ZM6 43V42H5ZM9 43V42H8ZM34 43V42H33ZM87 43H89L88 45H87ZM125 43V44H124ZM127 43H129L128 45H126ZM183 43V44H184ZM215 42H213V43H211V44H214ZM214 44V45H216L217 46V44ZM222 43H224L223 45H224V47L226 48L228 45V40H227V43H225V42H222ZM253 43V44H252ZM4 44V43H3ZM12 44H13V42H12ZM26 44H27V46H26ZM116 44V43H115ZM146 44V43H145ZM144 44V45H145ZM158 44V45H157ZM211 44H209V45H211ZM219 44V43H218ZM225 44L227 45V46H225ZM249 44V45H250ZM10 44H8V46H9ZM25 45V46H24ZM82 45H85V46H87V47H84V46H82ZM113 46L112 48L110 47V46ZM134 45H133V47H132V45H130L131 47H132V49L131 48H129V46L128 47H126V48H124L123 46H121V47H123L122 49H124L123 51H122V53H124L125 55H129V53H130V50L132 51L133 50V48H134ZM135 45V46H136ZM153 45V46H152ZM205 45L206 44H204L203 45V47H201V49L203 48V49H205ZM213 45V46H214ZM238 45H236L237 47H238ZM263 45H261L262 47V49H263ZM0 46H2V45H0ZM11 46V45H10ZM10 46L9 47H7V48H9L8 50L10 51ZM19 46V45H18ZM77 46H80L79 48H77ZM174 46H177V47H174ZM185 46H187V45H185ZM202 46V45H201ZM212 45L210 46V49H211V51L212 52H210V50L209 49H205L204 50V52L205 53H209L210 55H211V53L212 54H214L213 52L215 51V52H217V51H219L220 49H222V51L225 49V48H222L223 46L221 45V48H217V50H216V48H214ZM230 46H231V43H230ZM242 46V45H241ZM4 47H6V46H4ZM81 47H82V49H84L85 51H86V53L83 51V53H82V49H81ZM89 47V52L86 50V48H88ZM153 47V48H152ZM164 47V48H165ZM183 45H182V47H180L179 49L181 50V51H183L182 53L184 54V49H183ZM209 47V46H208ZM229 47V46H228ZM254 47V48H253ZM2 48V47H1ZM1 48H0V50H1ZM20 48V47H19ZM127 48H129V51H128V49ZM138 48H136L137 50H138ZM156 48V47H155ZM165 48V49H166ZM169 48H172L171 49V51H170V49ZM174 48L175 49H177V50H174ZM207 48V47H206ZM259 48H260V46H259ZM12 49V51H14L13 52V55H15L16 56V54H17V56H18V53L17 52H15V50H13V48H11ZM14 49H16V48H14ZM35 49H33L32 51H34ZM77 49L79 50V49H81V50H79V52L80 53H77L78 55H76V51H77ZM115 50H114V52H116V49H117V47H115L114 48ZM119 49V51H120V49L121 48H118ZM117 49V50H118ZM169 49V50H168ZM190 49H191V46H189V50H188V52H190ZM215 49V50H214ZM219 49V50H218ZM231 48H228V50H227V48L224 50L225 52H226V54L229 52L230 54L232 53V55H234V53H235V51H238V50H235V51H233L232 49H231V51H233V52H231V51H229ZM238 49V48H237ZM19 50V49H18ZM104 50H105V47H103V52H104ZM164 50V51H163ZM197 50H199L200 51V49H197V48H195V51L194 52H196L195 54L197 55L198 54V58H200L201 56L202 57H204V52H203V54H201L200 52H198ZM214 50V51H213ZM11 51V52H12ZM21 51V49L18 51V52H20ZM23 51V50H22ZM22 51H21V53H22ZM26 51H29V50H26ZM52 51V52H51ZM106 51V50H105ZM133 51H135V50H133ZM132 51V52H133ZM181 51H180V53H181ZM203 50H201V52H202ZM221 51V50H220ZM219 51V52H220ZM1 52V51H0ZM4 52H6V51H4ZM11 52H7V53H11ZM24 52V51H23ZM40 52V53H39ZM54 52V53H53ZM78 52V51H77ZM88 52V53H87ZM127 52V53H126ZM136 52V51H135ZM138 52V51H137ZM144 52V53H143ZM158 52V53H157ZM172 52V53H171ZM191 52H193V51H191ZM219 52H217V54L215 53V55H218V53ZM225 52H224V54H222L221 55V57H212L211 59L212 60H214V61H211L210 60V57H204L203 58V60H202V62L205 60H210L211 61V63L212 64H210V61H209V64L208 63H205V65H204V63H202L204 66H200V68L205 72V70H207V72L209 71V73H207V72H205V73H203L205 76H214V77H217V81H218V84L219 83H221L220 84V86L221 87H223L222 85L224 84L225 86L227 85V84H225V79L226 78H228L227 80L229 81V76L232 78V80H233V83H228L229 85L228 86H224V89H222L221 91V93L225 96V98H223L222 100H217V101H221V107L222 108H225L227 105H228V108H229V106H230V104L228 103V101H230V99L232 100V98H228V97H233V96H235L236 95V93H238L239 94V92L241 93H246V92H248V93H253V97H254V94L255 93H258V96H255L256 97V101L258 102V104H256L255 103V105L254 104H251L250 103V105H251V107L250 106H248L249 108H251V109H248V108H243L244 110H246L245 112L246 113H242V115H244V116H242V118L244 117H246L247 115L249 116V118L251 117L248 113H251V115L253 114V115H255L256 116V114H254V113H256L257 111H255V109L253 110V108H255V106H256V109H260L261 111L263 110V112H261V113H264V64H261V65H256V64H252V63H256V62H258L257 64H259L260 63V61L261 62H263L264 61V55H262L263 57H260V55H259V57L258 56H252V57H250L249 55H251V54H248V52H246L248 55L247 56H236V57H234V56H232V55H230V54H227L228 56H225L226 54H225ZM240 52V51H239ZM239 52H236V53H239ZM250 52V51H249ZM2 53H3V50H2ZM7 53H5V54H3L4 56H6V54ZM26 53V52H25ZM34 53H35V51H34ZM120 53H121V51H120ZM169 53H171V54H175V55H171L172 57H169ZM199 53L201 54V55H199ZM221 53H223V52H221ZM235 53V54H236ZM1 54V53H0ZM123 54V55H124ZM183 54H181V55H183ZM191 54V53H190ZM193 54V53H192ZM240 54V53H239ZM2 55V56H3ZM8 55V54H7ZM10 55V54H9ZM35 55V54H34ZM107 55H108V57H107ZM122 55V54H121ZM147 55V54H146ZM154 55V54H153ZM208 55V54H207ZM206 55V56H207ZM224 55V56H223ZM230 55V56H229ZM3 56V57H4ZM24 56V57H25ZM77 57V58H74V57ZM100 56H102V57H107V58H109L110 59V61L109 62H111L112 63V65L109 63V65H107L108 66V68L106 69V70H109V71H104V69L103 70H99L103 65H104V63H103V65H101V67L99 68V66H100V62L102 61V60H100V62H98V58L100 57ZM110 56V57H109ZM138 56V55H137ZM166 56H168V57H166ZM185 56L186 55H184V59L186 60L187 58H185ZM188 56V55H187ZM200 56V57H199ZM219 56H220V53H219ZM7 57V56H6ZM10 57V56H9ZM13 57V56H12ZM20 57V56H19ZM23 57V58H24ZM31 57V58H32ZM102 57H100V58H102ZM128 56H125V58H127ZM130 57H131V55H130ZM130 57H128V58H130ZM133 57V56H132ZM131 57V58H132ZM140 57V56H139ZM2 58V57H1ZM0 58V59H1ZM23 58H21L22 59V61H23V63L25 62V60H23ZM99 58V59H100ZM120 58H122V57H120ZM127 58V59H128ZM135 58H137V57H135ZM143 58V57H142ZM189 58V57H188ZM195 59H196V57H194ZM196 59V61L198 60H200V59H202V58H200V59ZM261 58V59H260ZM3 59V58H2ZM1 59V60H2ZM15 59H17V58H15ZM105 59V58H104ZM126 59V60H127ZM141 59V58H140ZM183 59V62L185 61ZM190 59H191V57H190ZM192 59H193V56H192ZM251 59V61H252V59H253V61L251 62V61H246V63H245V60H250ZM256 59H258V61H256ZM259 59H260V61H259ZM14 60V59H13ZM40 60H43V61H40ZM51 60H54L53 61V63H52V65H50L51 64ZM107 60V59H106ZM125 60V61H126ZM130 61H131V59H129ZM128 60V61H129ZM138 60V59H137ZM143 60V59H142ZM181 60V61H180ZM226 60V61H225ZM232 60V61H231ZM255 60V61H254ZM263 60V61H262ZM9 61H10V59H9ZM39 61V62H38ZM124 61V62H125ZM127 61V62H128ZM147 61V60H146ZM150 61V60H149ZM174 61V62H175ZM195 61V62H196ZM235 62V63H229V62ZM241 61V62H240ZM242 61H244V63L242 62ZM11 62V61H10ZM20 62V61H19ZM30 62H31V64H30ZM44 62V63H43ZM105 62V61H104ZM126 62V63H127ZM157 62V61H156ZM172 62V61H171ZM186 63H187V61H185ZM201 62V61H200ZM249 62L251 63V64H249ZM12 63H14V62H11V64ZM47 63H48V65H47ZM100 63V64H99ZM106 63V62H105ZM144 63V62H143ZM147 63V62H146ZM177 63V62H176ZM175 63V64H176ZM191 63V62H190ZM189 63V64H190ZM198 63V62H197ZM196 63V64H197ZM264 63V62H263ZM11 64H9V68L12 66V68H13V71H14V65H11ZM18 64V63H17ZM25 64V63H24ZM30 64V65H29ZM107 64V63H106ZM123 64V63H122ZM121 63H120V65H122ZM135 64V63H134ZM141 64V63H140ZM158 64V63H157ZM185 64V63H184ZM200 65H202L201 63H199ZM50 65V66H49ZM111 65V66H110ZM126 65V64H125ZM129 65H130V63H129ZM132 65V64H131ZM151 65V64H150ZM159 65H161L160 63H159ZM178 65V64H177ZM177 65H174V67L176 66V67H178ZM182 65V64H181ZM105 66V65H104ZM103 66V67H104ZM180 66V65H179ZM184 66V65H183ZM182 66V67H183ZM193 68L192 69H194V63H193ZM198 66V65H197ZM17 67V66H16ZM15 67V68H16ZM20 67V66H19ZM42 67V66H41ZM102 67V68H103ZM116 67L117 66H115L114 68V70H116ZM125 67H129L128 65L127 66H125ZM124 67V68H125ZM134 67V66H133ZM137 67V66H136ZM139 67V66H138ZM143 67V66H142ZM147 67V66H146ZM150 67V66H149ZM147 68V69H150V68ZM156 67V66H155ZM158 67V66H157ZM163 67V66H162ZM161 67V68H162ZM184 67H186V66H184ZM8 68V69H9ZM43 68V67H42ZM41 68V69H42ZM96 68L98 69V70H96ZM101 68V69H102ZM106 68V67H105ZM113 68V67H112ZM120 68V66L117 68V70ZM123 68V67H122ZM123 68V69H124ZM145 68V67H144ZM160 67H158V69H159ZM160 68V69H161ZM200 68H198V67H195V69H200ZM19 69V68H18ZM24 69V68H23ZM22 69V70H23ZM45 69H46V67H45ZM44 69V70H45ZM111 69V70H110ZM121 69V68H120ZM132 69V68H131ZM135 70L137 69V68H134ZM133 69V70H134ZM138 69H140V68H138ZM146 69V68H145ZM154 69V68H153ZM157 69V70H158ZM159 69V70H160ZM174 69V68H173ZM10 70H11V68H10ZM22 70H20L21 72H23ZM30 70V69H29ZM40 70V69H39ZM38 70V71H39ZM84 70V71H83ZM125 70V69H124ZM133 70H130V73L129 72H125L124 73V75H125V77L126 76H128V74H131V71H132V73H133ZM156 70V71H157ZM158 70V71H159ZM172 70V69H171ZM181 70V69H180ZM191 70V69H190ZM189 70V71H190ZM5 71V70H4ZM16 71V70H15ZM15 71H14V73L12 74L13 75V77L15 76L14 74H16L15 73ZM18 71V70H17ZM27 71V70H26ZM36 71V70H35ZM42 71H43V69H42ZM42 71H39L38 73H46L45 71L44 72H42ZM77 71V72H76ZM129 71V70H128ZM140 71H142V69L140 70ZM151 71V70H150ZM156 71H154V73L156 72ZM162 71V70H161ZM165 71V70H164ZM167 71H169V70H167ZM174 71V70H173ZM177 71H179V69L177 70ZM188 71V70H187ZM193 71V70H192ZM20 72V73H21ZM34 72V71H33ZM37 72V71H36ZM75 72L76 73H78V76L77 77H73L72 75H75ZM135 72V71H134ZM147 72V71H146ZM166 72V71H165ZM196 72V71H195ZM3 73V72H2ZM1 73V74H2ZM6 73V72H5ZM11 73V72H10ZM26 73V72H25ZM27 73H28V71H27ZM29 73H31V70H30V72ZM123 73V72H122ZM152 73V72H151ZM150 73V74H151ZM159 73L161 74V72L159 71ZM172 73V72H171ZM174 73H175V71H174ZM179 73V72H178ZM182 73V72H181ZM189 73V72H188ZM191 73V72H190ZM193 73V72H192ZM191 73V74H192ZM6 74H8V73H6ZM22 74V73H21ZM33 74V73H32ZM31 74V75H32ZM80 74V75H79ZM117 74V73H116ZM136 74H137V72H136ZM141 74H142V72H141ZM145 74V73H144ZM147 74H149V73H147ZM173 74V73H172ZM180 74V73H179ZM11 74H10V76L8 75V77H11L12 76ZM23 75V74H22ZM21 75V76H22ZM25 75V74H24ZM29 75V74H28ZM27 75V76H28ZM34 75H35V72H34ZM37 75V74H36ZM123 75V74H122ZM134 75V74H133ZM152 75V74H151ZM157 75V74H156ZM163 75H164V73H163ZM176 75V74H175ZM184 75V74H183ZM200 75V74H199ZM4 76H6L5 74H4ZM20 76V75H19ZM114 77H115V75H113ZM112 76V77H113ZM138 76H140V75H138ZM137 76V77H138ZM154 76V75H153ZM160 76H162V74L160 75ZM170 76V75H169ZM179 76V75H178ZM198 76V75H197ZM203 76V75H202ZM17 76H15V78H16ZM24 77V76H23ZM38 77V76H37ZM117 77V76H116ZM124 77V76H123ZM132 77V76H131ZM134 77H136V76H134ZM133 77V78H134ZM155 77V76H154ZM154 77H152L153 79H154ZM181 77H182V75H181ZM185 77V76H184ZM200 77V76H199ZM12 78V77H11ZM19 78V77H18ZM22 78V77H21ZM26 78V77H25ZM30 78V77H29ZM74 78H76V79H74ZM141 78V77H140ZM150 78V77H149ZM160 78V77H159ZM10 79V78H9ZM20 79V78H19ZM31 79V78H30ZM60 79V78H59ZM71 81H70V80ZM112 79H114V78H112ZM116 79V78H115ZM132 79V78H131ZM145 79V78H144ZM162 79H163V77H162ZM162 79H161V82H162ZM175 79H176V77H175ZM187 79V78H186ZM13 80H14V82H13V84L15 83V87H14V89H13V93H15L16 91H15V89L17 90V87H19V85H20V83H18L19 85L17 86V84H16V82H15V79L13 78ZM21 80V79H20ZM35 80V79H34ZM40 80H41V77H40ZM137 80V79H136ZM151 80V79H150ZM149 80V81H150ZM160 80V79H159ZM173 80V79H172ZM205 80V82L207 83L208 82V86L211 84V83H209V81L211 82L212 80V82H215L214 80H215V78H211V80H209V81H206L207 80V78L206 79H204ZM204 80H203V82H201V83H203L204 85H203V87L204 86H206L207 84H205L204 83ZM17 81V80H16ZM60 81H62L61 79H60ZM127 81V82H126ZM142 81H144V80H142ZM175 81V80H174ZM216 81V82H217ZM225 81V82H224ZM2 82H3V80H2ZM12 82H10V83H12ZM25 82V81H24ZM134 82V81H133ZM141 82V81H140ZM151 82H152V80H151ZM173 82V81H172ZM171 82V83H172ZM179 82V81H178ZM199 82V84H198V82H197V84H196V82H195V84L194 85H198V87L196 88V89H194V90H192L191 89V94L193 95V93L195 92V93H198V92H200L199 90H201L203 87L201 86L202 84ZM6 83L7 84H9V82L8 81H6ZM6 83L4 84V82L2 83V85H4V87H5V85H6ZM35 83H37V82H35ZM64 83V85H61V86H59V88L60 87H63V86H66V84ZM171 83H169V84H171ZM175 83V82H174ZM173 83V84H174ZM186 83V82H185ZM193 83V82H192ZM191 83V80H190V83L189 84H192ZM24 84V83H23ZM61 84V83H60ZM62 84H63V82H62ZM148 84H150V87L152 86L151 85V83L149 82V83H147V85ZM155 84V83H154ZM153 84V85H154ZM160 83H158L156 86V88H160L159 86L160 85H165V83L163 84V82H162V84H160ZM166 84H167V82H166ZM172 84V85H173ZM176 84H177V82H176ZM179 84V83H178ZM181 84V83H180ZM187 85H188V83H186ZM201 84V85H200ZM217 84V83H216ZM217 84V85H218ZM22 85V84H21ZM193 85V84H192ZM200 85V86H199ZM11 86V85H10ZM10 86H9V88H10ZM14 86V85H13ZM34 86H36V84H34ZM33 86V87H34ZM42 86V85H41ZM149 86V85H148ZM171 86V85H170ZM169 86V88H171ZM180 86V85H179ZM207 86V87H208ZM211 87H212V84L210 85ZM209 86V87H210ZM6 87H7V85H6ZM25 87V86H24ZM29 87V86H28ZM146 87V86H145ZM162 87V86H161ZM182 87H183V85H182ZM199 87H201V88H199ZM208 87V88H209ZM210 87V88H211ZM213 87H215V86H213ZM1 88H2V86H1ZM1 88H0V90H1ZM8 88V89H9ZM12 88V87H11ZM58 88V89H59ZM66 88V89H65ZM164 88V87H163ZM175 88V87H174ZM173 88V89H174ZM208 88H206V89H208ZM215 88H217V87H215ZM215 88H213V89H215ZM4 89V88H3ZM152 88H150V90H151ZM160 89H162V88H160ZM172 89V90H173ZM181 89V88H180ZM187 89H188V87H187ZM221 89V88H220ZM41 90V89H40ZM43 90V89H42ZM41 90V91H42ZM157 90H159V89H157ZM163 90V89H162ZM164 90H165V88H164ZM169 90V89H168ZM172 90H171V92L169 93L168 91H167V93L168 94H170L169 96H171V93H172ZM177 90H179V89H177ZM177 90H174V92L176 91V92H178ZM182 90V89H181ZM3 91V90H2ZM6 91V90H5ZM4 91V92H5ZM10 91V90H9ZM15 91V92H14ZM34 91H36V90H34ZM39 91V90H38ZM140 91V90H139ZM143 91H144V89H143ZM152 91H154V90H152ZM159 91H161V90H159ZM189 91H190V87H189ZM188 91V92H189ZM204 91V90H203ZM202 91V92H203ZM148 92H150V91H148ZM155 92H156V89H155ZM182 92H183V90H182ZM182 92H180V93H182ZM186 92V91H185ZM204 92H206V90L204 91ZM2 93V92H1ZM11 93V92H10ZM17 93H18V91H17ZM39 93V92H38ZM58 93V94H59ZM154 93V92H153ZM162 93V92H161ZM160 92L158 93V94H160V95H157V93H154V94H156V95H154V96H152V94H150V95H147V94H145L144 96H142V97H139V99L140 100H142V102L140 101V100H136L138 97H136V99H134V96H133V100H136V102H137V104H138V101H140L142 104L143 103H146V102H148V104H146L147 105V107H152L151 106V104L152 103H154V102H156V101H158V99H160L161 100V102H162V99H161V95H163V93L161 94ZM167 93H166V95H167ZM179 93V94H180ZM201 93V92H200ZM217 93V92H216ZM220 93V94H221ZM5 94L6 93H4V96H5ZM8 94V93H7ZM6 94V98L7 97H9L10 95L8 94L7 95ZM165 94V93H164ZM175 94V93H174ZM183 95H185L184 93H182ZM191 94H189V97H191L190 95ZM202 94V93H201ZM209 94V93H208ZM207 94V95H208ZM1 96L0 97H2V94H0ZM42 95V94H41ZM45 95H46V93H45ZM61 95V94H60ZM60 95H57V98L60 96ZM205 95V94H204ZM211 95V94H210ZM210 95H209V97H210ZM212 95H214V94H212ZM216 95V94H215ZM247 95V94H246ZM15 96V95H14ZM137 96V95H136ZM156 96H157V98H156ZM159 96V97H158ZM165 96V95H164ZM164 96H163V98H164ZM168 96V100H170V97ZM180 96H182L181 94H180ZM179 96V97H180ZM187 95H185V97L184 98H187L186 97ZM196 96V95H195ZM197 96H198V94H197ZM220 96V95H219ZM250 95H248L247 97H249ZM153 97L155 98V99H157L156 101L155 100H153ZM173 97V96H172ZM194 97V96H193ZM192 97V98H193ZM216 97H218V96H216ZM10 98V97H9ZM37 98V97H36ZM60 98V99H61ZM211 98V97H210ZM215 98V97H214ZM214 98H211V100L212 99H214ZM236 98V97H235ZM11 99H12V97L10 98V102L13 104L14 103V100L12 99V101H11ZM60 99H59V101H60ZM61 99V100H62ZM131 99V100H130ZM166 100H167V97L165 98ZM173 99H176V98H173ZM177 99H178V97H177ZM181 99H183L182 97H181ZM200 99V98H199ZM208 99V98H207ZM233 99H234V97H233ZM32 100V99H31ZM197 101H198V99H196ZM251 100H253V98L252 99H250V101ZM0 101H2V104H3V100H1V98H0ZM5 101V100H4ZM7 101V100H6ZM41 101V100H40ZM63 101V100H62ZM153 101V102H152ZM164 101V100H163ZM171 101V100H170ZM181 101V100H180ZM185 101V100H184ZM195 101V100H194ZM204 101V100H203ZM208 101H210V100H208ZM213 101H216V100H213ZM233 101V100H232ZM247 101V100H246ZM16 102V101H15ZM61 102V101H60ZM59 102V103H60ZM152 102V103H151ZM177 102H178V100H177ZM196 102V101H195ZM212 102V101H211ZM252 102V101H251ZM5 103V102H4ZM45 103V102H44ZM51 103V104H52ZM134 103H135V101H134ZM140 103V104H141ZM168 103H170V102H168ZM183 103V102H182ZM182 103H179V105L180 104H182ZM188 103V102H187ZM192 103V102H191ZM203 103V102H202ZM205 103V102H204ZM213 104L211 105V106H213L214 105V102H212ZM247 103V102H246ZM245 103V104H246ZM249 103V102H248ZM253 103H254V101H253ZM19 104V103H18ZM35 104L37 105L38 104V102L36 103L35 102ZM40 105H41V103H39ZM38 104V105H39ZM133 104V103H132ZM139 104V106H141ZM163 104H166V103H163ZM171 104H172V102H171ZM189 104H190V102H189ZM196 104H198V103H196ZM196 104H194V106H197ZM208 104V103H207ZM207 104H206V107H207ZM220 104V103H219ZM235 104V103H234ZM8 104H6V106H7ZM14 105V104H13ZM36 105H34L33 106V108H37V107H35ZM37 105V106H38ZM57 105V104H56ZM129 105V104H128ZM128 105H126L125 107L123 106L122 108H121V111L118 109L117 110V114L116 113H114V117L113 116H111V117H113V119H114V122L116 121V120H118V121H116L117 122V124H118V122H119V119H117L118 117H121L120 116V114L122 113L124 116H125V113H126V108L128 107ZM130 105H131V103H130ZM129 105V106H130ZM145 105V106H146ZM155 105H156V103H155ZM155 105H153V106H155ZM185 105H187V104H185ZM190 105H193V104H190ZM247 105V104H246ZM249 105V104H248ZM5 106V107H6ZM11 104H10V108H11ZM15 106H17V105H15ZM43 106H45V105H43ZM52 106H54V105H52ZM143 107H145L144 105H142ZM141 106V107H142ZM158 106V105H157ZM167 106V105H166ZM173 106V105H172ZM208 106H210V104H208ZM216 106V105H215ZM232 106V105H231ZM3 107V106H2ZM39 107V106H38ZM50 107V106H49ZM142 107V108H143ZM160 107V106H159ZM159 107H158V109H159ZM164 107V106H163ZM162 107V108H163ZM182 107V106H181ZM181 107H180V109H181ZM187 107V106H186ZM186 107H185V109L184 110H186ZM189 107V106H188ZM205 107V108H206ZM217 107V106H216ZM233 107V106H232ZM241 107V106H240ZM10 108L8 109L9 111H11L10 110ZM53 109L54 108H56V106L55 107H52ZM59 108V107H58ZM125 108V109H124ZM129 108V107H128ZM174 108V107H173ZM210 108V107H209ZM215 108V107H214ZM11 109H17V107H12ZM29 109H31L30 107H29ZM38 109V108H37ZM48 109H50V108H48ZM134 109V108H133ZM178 109V103H177V106H176V110ZM239 109V108H238ZM7 110V111H8ZM33 110V112H34V109H32ZM55 110V109H54ZM57 110V109H56ZM115 110V109H114ZM124 110V111H123ZM135 110V109H134ZM138 110V109H137ZM145 110H148V109H145ZM151 110H154V108L153 109H151ZM173 110V109H172ZM176 110L174 111V112H176ZM188 110V109H187ZM186 110V111H187ZM192 110V109H191ZM194 110V109H193ZM192 110V111H193ZM200 110H204V109H202V108H200L199 109V111ZM226 110V109H225ZM251 110H252V112H251ZM14 111V110H13ZM17 111V110H16ZM19 111V110H18ZM127 111H129V109L127 110ZM140 111V110H139ZM142 111V110H141ZM141 111H140V113H141ZM158 111V110H157ZM179 111L180 110H178L177 112L178 113H175V114H177L178 115V117H179V115H180V113H182V111H180V113H179ZM237 111V112H236ZM235 112L236 113H239L238 112V110H236ZM242 111V110H241ZM255 111V112H254ZM36 112V111H35ZM34 112V116H35V114H37L38 113V111L35 113ZM52 112H50V113H52ZM111 114H110V113ZM119 112H120V114H119ZM136 112V111H135ZM169 112H171V110L169 111ZM173 112V113H174ZM203 112H205V111H203ZM213 112V111H212ZM211 112V113H212ZM230 112H232V111H230ZM235 112H233V114H235ZM13 113V112H12ZM12 113H10L11 114V117L13 118V114ZM16 113V112H15ZM14 113V114H15ZM22 113H24V112H22ZM44 113V112H43ZM50 113H49V115L47 114V116L45 117V116H43L42 115V117L41 118H43V117H45L46 119H48V118H50L51 116H50ZM107 113H109V115L107 114ZM132 113V112H131ZM130 113V114H131ZM190 113H191V111H190ZM198 113V112H197ZM196 113V116L198 115ZM207 113H209V112H207ZM210 113V114H211ZM219 113V112H218ZM218 113H217V115H218ZM261 113H259L258 112V114H261ZM29 114H31L32 115V113H28L27 114V116H29ZM119 114V115H118ZM129 114V113H128ZM139 113L137 112V115H138ZM149 114V113H148ZM167 114V113H166ZM185 114V113H184ZM188 114H189V112H188ZM212 114H215L216 115V113H212ZM232 113L230 114V113H223L221 116H223V120H218V121H213V124L214 125H212V127L211 128H209L208 130H206L205 131V134H206V136L204 137L202 134V137H204L205 138V141L207 142V144L206 145H204V147L205 148H210V145L208 144V143H211L212 144V142H210V134H213V133H217V134H219V132H220V130L221 129H224V128H221L220 130H219V132H218V126L216 127V125H219L220 127H223V126H226V125H224L225 123H227V126H228V124H230V122H227V121H225V118L226 119H231V117H232V115H233ZM241 114V113H240ZM1 115V114H0ZM17 115V114H16ZM15 115V116H16ZM20 115H22L21 113H20ZM24 115H26V113H24ZM23 115V116H24ZM30 115V116H31ZM39 115H40V113H38V117H39ZM113 115V114H112ZM140 115V114H139ZM171 115V114H170ZM170 115H168L169 117H171V116H173L174 114H172L171 116ZM183 115V114H182ZM181 115V116H182ZM203 116H204V114H202ZM237 115V114H236ZM9 116V117H8ZM7 117L10 119L11 117H10V115H8ZM18 116V115H17ZM16 116V117H17ZM34 116H32V117H34ZM41 116V115H40ZM54 116L53 117H51L50 119H52L53 118V120H54ZM115 116H117V117H115ZM144 116V115H143ZM176 116V115H175ZM174 116V117H175ZM183 116H186V115H183ZM183 116H182V118H183ZM188 116V115H187ZM191 116V115H190ZM220 116V117H221ZM248 116H247V118H248ZM254 116V119H257L256 117ZM259 115H257V117H258ZM20 117V116H19ZM18 117V118H19ZM68 117H73V118H68ZM129 117H131V115L129 116ZM136 117V116H135ZM173 117V118H174ZM189 117V116H188ZM200 117V116H199ZM202 117V116H201ZM216 117V116H215ZM260 117H261V119L260 120H253V116H252V119L251 120H253V121H246L247 122V124L249 123L250 125H251V127L249 126V127H246L245 129H241V128H239V129H241V130H239L238 132L237 131H235L237 134L238 133H243V135L244 134H247V133H249L248 135V137H246L243 141H245V144H249L250 146H252V148L251 147H249V149L251 148V150L252 151H254V152H252L251 150H249V152L247 153L246 151L248 150V147H247V145H245L244 144V142H243V144L241 145V146H243L244 147V149H245V151L244 152H246L245 154L246 155H248V156H246V157H244V159H248V161H246V162H248V163H246V164H248V167L251 165V169H249V171H246L245 173H241V172H239L240 173V175H238L237 173H235L234 175L232 174V173H234L235 172V170H233L234 172H232V173H230V172H228V173H230V174H232V178L230 179V177L231 176H229V178H228V180H230V182H229V184L231 185V188H228V190L230 189V191H228V193H227V195L229 194V192H230V194L229 195H234L235 197H236V195H237V197H239V196H241L242 195V193H245L246 194V196L243 194L242 196H243V198H244V196H245V198L242 200L243 201V203L241 204V200L239 201V203L242 205L241 206V208L243 209H240V204H238V206H237V212L236 213H240V212H238L239 211V209L241 210V212L243 211L245 214H244V218H243V220H241L240 221V223H238L237 224V226H235V224H234V228H233V230H234V235H235V237H236V245L237 246H235V251H234V261L237 263V264H264V144H262V143H259V141H257V143L259 144H257L256 142H252L251 143V140H255L257 137H259V136H263L264 137V118H262V117H264V116H262V114L260 115ZM10 119V120H12L13 121V119ZM15 118V117H14ZM41 118H36V116H35V119L37 120L38 119V124H39V127L37 126H35V127H33V129H30V128H28V129H26L25 128V130H24V128H23V130H21V132L20 133H18L19 131H17V134H19L17 137L16 136H14V135H12V138L14 137V138H19L18 140H23V142H24V140H29V142L31 141V142H33L34 141V143L36 142V141H42L41 143H44V144H42L44 147H45V149H46V154L48 155L49 153H48V150L47 149H50V151L53 153H55V152H57V153H60L61 155H63L62 153H64V146L63 147H60V146H58L57 145V141L61 138V136L63 135H66L67 134V131L66 130H64V131H62L63 133L65 132L66 134H63L61 131V133H59V134H57V136L56 137H54L56 134L55 133H53V134H55V135H53V137L51 136L52 135V133L50 132V131H44L46 134H42L43 136L41 137V135L40 136H38L39 134H41L40 133V123L39 122H42V121H39V120H41ZM66 118H68V119H66ZM79 118H81L80 119V121L81 120H83V121H81V122H79ZM126 118V117H125ZM144 118V117H143ZM148 118V117H147ZM177 118V117H176ZM182 118L180 119V117H179V119L180 120H182ZM190 118V117H189ZM189 118H188V121H192L191 119L189 120ZM196 118V117H195ZM195 118H192V119H194L195 120ZM198 118V117H197ZM241 118V117H240ZM3 119H4V117H3ZM3 119L2 120H0V125L2 124L1 122L3 121ZM9 119H8V121H9ZM17 119V118H16ZM48 120V122L49 121H52V120ZM113 119H111L112 121H113ZM116 119V120H115ZM136 120V118H133V120ZM138 119V118H137ZM158 119V118H157ZM166 119V118H165ZM165 119H163L164 121H165ZM187 119V118H186ZM186 119H184L183 118V120H186ZM199 119V118H198ZM207 119V118H206ZM205 118L203 119V121L204 120H206ZM212 119L214 120V118L212 117ZM218 119V118H217ZM15 120V119H14ZM33 120V119H32ZM121 120V119H120ZM126 120V119H125ZM145 120H146V118H145ZM144 120V121H145ZM169 120H171V118L169 119ZM168 120V121H169ZM173 120H176L175 118L173 119ZM197 120V119H196ZM232 120V119H231ZM244 120V119H243ZM250 120V119H249ZM8 121H6V120H4L3 122H4V124H6L5 122H7V125L8 124H10V125H12L13 123H10V121L8 122ZM16 121H18V120H16ZM22 121V120H21ZM73 121V120H72ZM160 121H161V119H160ZM159 121V122H160ZM167 121V120H166ZM177 121V120H176ZM198 121V123L197 124H199V121H201L200 119L199 120H197ZM210 121V120H209ZM245 121V120H244ZM14 122V121H13ZM19 122V121H18ZM45 122V121H44ZM47 122V121H46ZM69 122H71V120H69ZM69 122H68V124H69ZM76 122H74V123H76ZM115 122V123H116ZM121 123H122V121H120ZM119 122V123H120ZM136 122V121H135ZM141 122V121H140ZM184 122V121H183ZM237 122V121H236ZM241 122V121H240ZM15 123H17V122H15ZM14 123V124H15ZM73 123V122H72ZM109 123H110V121H109ZM113 123V122H112ZM115 123H113V124H115ZM120 123V124H121ZM161 123V122H160ZM164 123V122H163ZM171 123H172V120H171ZM170 123V124H171ZM232 123V122H231ZM13 124V127H15V125ZM42 124V123H41ZM67 123H66V125L65 126H67L68 125ZM77 124H74V125H77ZM93 124H95V123H93ZM105 124H101V125H104L103 126V128H105V129H103V130H106L107 128H108V126L109 125H105ZM133 124V123H132ZM243 124H246L245 122L243 123ZM3 125V124H2ZM10 125H8L9 127H11ZM19 124H17V126H18ZM43 125V124H42ZM59 125V124H58ZM61 125V124H60ZM111 125V124H110ZM119 125V124H118ZM157 125V124H156ZM168 125V124H167ZM196 125V124H195ZM207 125V124H206ZM223 125V126H222ZM233 125V124H232ZM240 125V124H239ZM21 126V125H20ZM52 126V125H51ZM55 128H56V126H57V124H56V126L55 125H53ZM64 126V124H62V128H64L63 127ZM73 126V125H72ZM79 126V125H78ZM78 126H75L76 127V129L77 130H79V128H78ZM83 126V125H82ZM89 125H87V126H85L86 127V130L88 129L87 127H88ZM96 126V125H95ZM166 126V125H165ZM177 126V125H176ZM175 126V127H176ZM182 126H184V125H182ZM187 126V125H186ZM194 126V125H193ZM193 126H191V127H193ZM197 126V125H196ZM194 127V129L195 128H197V127ZM209 126V125H208ZM207 126V127H208ZM230 126V125H229ZM2 127V126H1ZM1 127H0V129H1ZM8 127V128H9ZM48 127V126H47ZM54 127H52V128H54ZM70 127H71V125H70ZM93 127H94V125H93ZM97 127V126H96ZM96 127H94V128H96ZM98 127H100L99 126V124H98ZM136 127V126H135ZM148 127V126H147ZM167 127V126H166ZM169 127H171V125L169 126ZM174 127V128H175ZM179 127H180V125H179ZM237 127H239V126H237ZM22 128H19V129H22ZM80 128H82V127H80ZM89 128H92L91 127V125L89 126ZM173 128V129H174ZM225 128H227V127H225ZM229 128V127H228ZM227 128V129H228ZM236 128V127H235ZM251 128V129H250ZM16 129H18V128H16ZM45 129H46V127H45ZM48 129V128H47ZM50 129H51V127H50ZM60 128H59V126H57V130H55V131H58ZM66 129H70V128H66ZM73 129V128H72ZM108 129H110V127L108 128ZM108 129L106 130L107 132H108ZM146 129V128H145ZM162 129V128H161ZM167 129V128H166ZM176 129V128H175ZM180 129V128H179ZM199 129V128H198ZM197 129V130H198ZM206 129V128H205ZM249 129V130H248ZM12 130H13V128H12ZM44 130V129H43ZM62 130V129H61ZM89 130V129H88ZM91 130V129H90ZM89 130V131H90ZM101 130H102V128H101ZM101 130H98V132H100ZM102 130V131H103ZM111 130V129H110ZM157 130V129H156ZM177 130V129H176ZM189 130H191V129H189ZM204 130V129H203ZM229 130H231L230 128H229ZM234 130V129H233ZM1 131V130H0ZM2 131H3V129H2ZM5 131H6V129H5ZM9 130H7V132H8ZM14 131V130H13ZM52 131V130H51ZM82 131V130H81ZM92 131V130H91ZM96 131H97V129H96ZM161 131V130H160ZM174 131V134H176L175 133V130H173ZM173 131H171V132H173ZM184 131V130H183ZM188 131V130H187ZM187 131H185L186 133L185 134H187L188 135V132ZM191 131H194L193 130V128H192V130ZM190 131V132H191ZM232 131V130H231ZM10 133H12V131H9ZM48 132V133H47ZM50 132V133H49ZM59 132V131H58ZM70 132V131H69ZM150 132H152V131H150ZM178 132H179V130H178ZM195 132V131H194ZM199 132V131H198ZM224 132H225V129H224ZM3 133V132H2ZM1 133V134H2ZM14 134L16 133V131H14L13 132ZM74 133V132H73ZM104 133V132H103ZM168 133H169V131H168ZM167 133V131H166V134L165 133H163L164 135H163V137H169V135L172 137L173 136V134L171 133H169L168 134ZM180 133V132H179ZM184 133V132H183ZM197 133V132H196ZM199 133H201V132H199ZM216 133H215V135H216ZM227 133H228V131H227ZM233 133H234V131H233ZM235 133V134H236ZM9 134V133H8ZM20 134H25V135H21L22 136V138L24 137H26V139H22V138H20ZM69 134V133H68ZM72 134V133H71ZM108 134V133H107ZM168 134V135H167ZM180 134H182V133H180ZM191 134V133H190ZM207 134H209V136L207 135ZM234 134V135H235ZM11 135V134H10ZM16 135V134H15ZM60 135V136H59ZM153 135V134H152ZM178 135V134H177ZM192 135V134H191ZM195 135V137H196V134H194ZM198 135V134H197ZM233 135V134H232ZM239 135V134H238ZM238 135H237V137H238ZM40 137L41 138V140L38 138V137ZM62 136V137H63ZM75 136V135H74ZM179 136V135H178ZM186 136V135H185ZM213 136V135H212ZM222 136H224V134L222 135ZM0 137H2V136H0ZM5 137V136H4ZM6 137H7V135H6ZM65 138H66V136H64ZM64 137L62 138V139H64ZM107 137V136H106ZM170 137V138H171ZM199 137V136H198ZM214 137V136H213ZM218 137V136H217ZM8 138H9V142H10V140H11V136L9 137L8 136ZM8 138H6L7 140H8ZM59 138V139H58ZM67 138H69L68 136H67ZM152 138V137H151ZM176 138V137H175ZM174 138V139H175ZM220 138V137H219ZM233 138V137H232ZM236 138V137H235ZM241 138V137H240ZM239 138V139H240ZM6 139H4V140H6ZM37 139V140H36ZM39 139V140H38ZM55 139H57V141L55 140ZM62 139H60V140H62ZM163 139V138H162ZM165 139V138H164ZM173 139V138H172ZM182 139V138H181ZM181 139H179V140H181ZM199 139V138H198ZM203 139V138H202ZM214 138H212L211 140H213ZM223 139H225V137L223 138ZM239 139H236L237 141L239 140ZM13 140V139H12ZM12 140H11V142H12ZM36 140V141H35ZM168 140V139H167ZM194 140H195V138H194ZM264 140V139H263ZM14 141H17L16 139H14ZM64 141V140H63ZM62 141V142H63ZM69 141V140H68ZM70 141H71V139H70ZM75 141V140H74ZM156 141V140H155ZM162 141H164V140H162ZM161 141V142H162ZM178 141V140H177ZM197 141V140H196ZM216 141H217V139H216ZM230 141L231 140H229L228 141V144L226 145V147H228V146H230L231 145V143H230ZM246 141H248V142H246ZM1 142V141H0ZM23 142H21V143H23ZM26 142V141H25ZM90 142V141H89ZM168 142V141H167ZM172 142V141H171ZM174 142V141H173ZM231 142H233V141H231ZM18 143V142H17ZM33 143V144H34ZM163 143H165L166 144V141L165 142H163ZM169 143V142H168ZM195 143H197V142H195ZM218 143V142H217ZM237 143V142H236ZM239 143V142H238ZM242 143V142H241ZM11 144V143H10ZM39 144V143H38ZM60 144V143H59ZM74 144H75V142H74ZM159 144V143H158ZM198 144V143H197ZM201 144V143H200ZM233 144V143H232ZM240 144V143H239ZM20 145V144H19ZM30 145V144H29ZM28 145V146H29ZM65 145V144H64ZM77 145V144H76ZM162 145V144H161ZM199 145V144H198ZM197 145V146H198ZM225 144L223 143V145L222 146H224ZM235 145V144H234ZM17 146V145H16ZM24 146V145H23ZM23 146H22V148H20V149H23ZM163 146H164V144H163ZM176 146V145H175ZM184 146V145H183ZM201 146V145H200ZM214 146V145H213ZM215 146H216V144H215ZM214 146V147H215ZM221 146V147H222ZM233 146V145H232ZM231 146V147H232ZM35 147V146H34ZM193 147V146H192ZM202 147V146H201ZM203 147V148H204ZM217 147V146H216ZM225 147V146H224ZM230 147V148H231ZM235 147V146H234ZM233 147V148H234ZM243 147H240L239 149H240V151H241V154L243 153L242 151L243 150H241V148H243ZM254 147V148H253ZM14 148V147H13ZM19 148V147H18ZM24 148H25V146H24ZM39 148V147H38ZM41 148H42V146H41ZM178 148V147H177ZM198 148V147H197ZM229 148V149H230ZM232 148V149H233ZM236 148H237V146H236ZM256 148V149H255ZM17 149V148H16ZM34 149V148H33ZM69 149H71V148H69ZM192 149V148H191ZM218 149V148H217ZM221 149V148H220ZM227 149V148H226ZM235 149V148H234ZM233 149V150H234ZM254 149V150H253ZM9 150V149H8ZM11 150H13V149H11ZM25 150V149H24ZM165 150V149H164ZM175 150V149H174ZM222 150H224L223 148H222ZM256 150V151H255ZM10 151V150H9ZM15 151V150H14ZM17 151V150H16ZM66 151V150H65ZM72 151V150H71ZM83 151V150H82ZM163 151V150H162ZM167 151V150H166ZM185 151V150H184ZM220 151V150H219ZM235 151H237V152H239L238 151V149L237 150H235ZM251 151V152H250ZM19 152V151H18ZM34 152V151H33ZM168 152V151H167ZM183 152V151H182ZM16 153V152H15ZM71 153V152H70ZM174 153H176L175 151H174ZM183 153H185V152H183ZM198 153V152H197ZM196 153V154H197ZM205 153V152H204ZM214 153V152H213ZM228 153H229V151H228ZM232 153V152H231ZM234 153V152H233ZM240 153V152H239ZM239 153H238V155H239ZM252 153H253V158H252ZM172 154V153H171ZM180 154V153H179ZM188 154V153H187ZM210 154V153H209ZM237 154V153H236ZM244 153H243V155H245ZM249 154H251V155H249ZM12 155V154H11ZM50 155V154H49ZM73 155H74V153H73ZM181 155V154H180ZM203 155V154H202ZM219 155V154H218ZM221 155V154H220ZM30 156V155H29ZM51 156V155H50ZM49 156V157H50ZM58 156V155H57ZM71 156V155H70ZM188 156V155H187ZM196 156V155H195ZM223 156V157H222ZM226 156H228V155H224V154H222L221 156H218L219 158H217L218 160H217V163L216 164H214V165H217L218 166V168L220 167V169L221 168H224V166L223 167H221L222 165H223V163L224 162H226V160L228 159V158H226ZM232 156H236V157H238L237 155H235V153H234V155H232ZM251 156V159H249L248 157H250ZM14 157V153H13V156H11V159ZM18 157V156H17ZM16 157V158H17ZM54 157V156H53ZM61 157V156H60ZM190 157V156H189ZM221 157H222V159H221ZM240 157V156H239ZM1 158V157H0ZM4 158V157H3ZM15 157H14V159H16ZM48 158V157H47ZM58 158V157H57ZM79 158V157H78ZM191 158V157H190ZM209 158V157H208ZM212 158V157H211ZM231 158V157H230ZM241 158V157H240ZM22 159V158H21ZM63 159V158H62ZM184 159V158H183ZM188 159V158H187ZM192 159V158H191ZM222 161H221V160ZM235 159V158H234ZM234 159H231V160H234ZM5 160V159H4ZM10 160V159H9ZM8 159H7V161H8V163L6 162V160H5V164L7 165V164H9V162H11V161H9ZM17 160V159H16ZM190 160V159H189ZM199 160H201V159H199ZM211 160H213V159H211ZM13 161H15V160H12V162ZM21 161V160H20ZM33 161V160H32ZM63 161V160H62ZM187 161V160H186ZM204 161V160H203ZM206 161V160H205ZM204 161V162H205ZM214 161V163L216 162L215 160H213ZM243 161V160H242ZM18 162H19V160H18ZM65 162V161H64ZM194 162V161H193ZM223 162V163H222ZM227 162H229V163H231L229 160L227 161ZM236 162V161H235ZM2 163H4V162H2ZM62 163V162H61ZM73 163H75V162H73ZM200 163V162H199ZM205 163H207V162H205ZM205 163H203V164H205ZM211 163V162H210ZM218 163H219V165H218ZM220 163H222L221 164V166H220ZM229 163H227V164H229ZM4 164V165H5ZM15 164H17V161H15ZM31 164V163H30ZM63 164H65V166H67V167H65V168H63V169H65V171H66V175L65 176H63V178H62V180L61 181H65V182H71L73 179L75 180L76 178H77V181H78V175H81L80 173H77L76 171H78V172H80L79 171V168H71L70 166H72V164L71 163H69L68 162V160H67V162L66 163H62V165ZM81 164V163H80ZM208 164V163H207ZM206 164V165H207ZM212 164V163H211ZM226 164V163H225ZM224 164V165H225ZM233 163H231V165H232ZM244 164V163H243ZM62 165H60V166H62ZM75 165V164H74ZM79 165V164H78ZM83 165V164H82ZM194 165V164H193ZM238 165V164H237ZM13 166V165H12ZM11 166V167H12ZM25 166V165H24ZM29 166V165H28ZM46 166V165H45ZM81 166V165H80ZM209 166H210V164H209ZM217 166H215L216 168H215V170L214 171H216V169H218L217 168ZM233 166V165H232ZM234 166H236V163H235V165ZM241 166H243V165H241ZM246 166V165H245ZM15 167V166H14ZM35 167V166H34ZM194 167V166H193ZM203 167V166H202ZM205 167V166H204ZM208 166H206L205 168H207ZM214 166L212 165V168L210 169V167H209V169L210 170H208V171H212L214 168H213ZM227 167V166H226ZM238 168H239V170H240V166H237ZM244 167V166H243ZM247 167V168H248ZM39 168V167H38ZM85 168V167H84ZM195 168H197L196 166H195ZM242 168V167H241ZM7 169L9 170V168H8V165H7ZM16 169V168H15ZM45 169V168H44ZM77 169V170H76ZM199 169V168H198ZM208 169V168H207ZM206 169V170H207ZM220 169H218V170H220ZM230 169V168H229ZM233 169H235V168H233ZM237 169V168H236ZM4 170V169H3ZM6 170V169H5ZM7 170V171H8ZM51 170V169H50ZM82 170V169H81ZM225 170H227V169H221V171L220 172H223L224 171V173H223V175H225V176H221L220 174H222V173H220L219 171H216V172H219V173H215L216 174V176H218L217 174H219V176H220V182L223 180L224 182H222V183H225V180L227 179V177H228V173H226V171ZM238 170V171H239ZM244 170H245V167H244ZM247 170V169H246ZM1 171V170H0ZM38 171V170H37ZM36 171V173H38ZM200 171H201V168H200ZM231 171V170H230ZM241 171V170H240ZM16 172V171H15ZM32 172V171H31ZM41 172V171H40ZM201 172H205V171H201ZM200 172V173H201ZM22 173V172H21ZM28 173V172H27ZM33 173V172H32ZM36 173H34V174H36ZM50 173V172H49ZM63 173H64V171H63ZM213 173V172H212ZM42 174V172L40 173V175ZM206 174V173H205ZM23 175V174H22ZM33 175V174H32ZM64 175V174H63ZM218 176V177H219ZM227 176V177H226ZM33 177H35V176H33ZM83 177V176H82ZM221 177H222V179H221ZM25 178V177H24ZM37 178V177H36ZM39 178V177H38ZM41 178H43L42 176H41ZM48 178V177H47ZM204 178V177H203ZM2 179V178H1ZM23 179V178H22ZM35 179V178H34ZM18 180V179H17ZM31 180V179H30ZM33 180V179H32ZM36 180V179H35ZM41 180H45V179H41ZM82 180V179H81ZM80 180V181H81ZM215 180H216V178H215ZM218 180V181H219ZM14 181V180H13ZM8 182V181H7ZM36 182H39L38 180L36 181ZM226 182H228V181H226ZM4 183H6V182H4ZM14 183H15V181H14ZM26 183V182H25ZM44 183V182H43ZM50 183V182H49ZM72 183H74V181L72 182ZM216 183V182H215ZM20 184V183H19ZM19 184H17V185H19ZM84 184V183H83ZM229 184H228V186H229ZM73 185V184H72ZM79 185H82V184H80L79 183ZM78 185V186H79ZM90 185V184H89ZM223 185H225V184H223ZM26 186H29V185H26ZM31 186V185H30ZM214 186H215V184H214ZM217 186V185H216ZM218 186H219V182H218ZM226 186V185H225ZM16 187V186H15ZM19 187V186H18ZM67 187V186H66ZM74 187H76V186H74ZM22 188H24V187H22ZM219 188V187H218ZM19 189H20V187H19ZM76 189V188H75ZM82 189V188H81ZM81 189H79V190H81ZM220 189V188H219ZM78 190V189H77ZM222 190V189H221ZM225 189L223 188V191H224ZM226 191V190H225ZM226 191V192H227ZM2 192V191H1ZM16 192V191H15ZM3 193V192H2ZM14 193V192H13ZM41 193V192H40ZM34 194V193H33ZM60 194V193H59ZM58 194V195H59ZM239 194H241V195H239ZM14 195V194H13ZM32 195V194H31ZM34 195H36V193L34 194ZM38 195H40V194H38ZM46 195H48V194H46ZM228 195V196H229ZM17 196V195H16ZM29 196V195H28ZM227 196V197H228ZM5 197V196H4ZM31 197V196H30ZM232 196H230L229 198H231ZM12 198H13V196H12ZM33 198L35 199V198H37L36 196L34 197L33 196ZM39 198H40V196H39ZM222 198H223V196H222ZM241 198V197H240ZM218 199V198H217ZM233 199H234V197H233ZM235 199H237V198H235ZM239 200V199H238ZM34 201V200H33ZM76 201V200H75ZM1 202V201H0ZM7 202V201H6ZM10 202V201H9ZM14 202H15V200H14ZM236 202V201H235ZM3 203V202H2ZM40 203V202H39ZM48 203V202H47ZM236 203H238V201L236 202ZM231 204V203H230ZM36 205V204H35ZM239 207V208H238ZM235 208V207H234ZM227 209V208H226ZM236 209V208H235ZM10 212V211H9ZM8 213V212H7ZM23 213V212H22ZM33 214V213H32ZM32 214H30V215H32ZM242 214V213H241ZM33 216V215H32ZM227 216V215H226ZM237 216V215H236ZM235 216V217H236ZM20 217V216H19ZM26 217V216H25ZM29 217L30 216H28V219H29ZM233 217V216H232ZM241 217V216H240ZM227 218V217H226ZM64 219V218H63ZM34 221V220H33ZM36 221V220H35ZM48 222V221H47ZM236 222V221H235ZM32 223V222H31ZM39 223V222H38ZM0 224H2V223H0ZM34 225H35V223H33ZM44 224V223H43ZM42 225V224H41ZM233 225V224H232ZM31 226V225H30ZM36 226V225H35ZM32 227V226H31ZM42 227H43V225H42ZM48 227V226H47ZM59 227V226H58ZM61 227V226H60ZM24 228V227H23ZM37 228V227H36ZM49 228H51L50 227V225H49ZM56 228V227H55ZM48 229V228H47ZM53 229V228H52ZM57 229V228H56ZM62 229V228H61ZM64 229V228H63ZM40 230V229H39ZM51 230V229H50ZM49 231V230H48ZM52 231V230H51ZM60 231V230H59ZM46 232V231H45ZM58 232V231H57ZM48 233H50L51 234V232H48ZM59 233V232H58ZM58 233L57 234H55V236L56 235H58ZM232 233V232H231ZM24 234V233H23ZM61 234V233H60ZM63 234V233H62ZM233 234V233H232ZM28 235V234H27ZM35 235V234H34ZM45 235H47V234H45ZM52 235H54L53 233H52ZM26 236V235H25ZM33 236V235H32ZM64 236V235H63ZM47 237V236H46ZM49 237V236H48ZM47 237V238H48ZM51 237V241H50V239H49V241H47V244L48 243H51L52 241H53V236H50ZM58 237H61V235H59ZM65 237H67V236H65ZM72 237V236H71ZM25 238V237H24ZM27 238V237H26ZM40 238V237H39ZM43 238V237H42ZM46 238V239H47ZM21 239V238H20ZM44 239H45V237H44ZM47 239V240H48ZM58 239H60V238H58ZM57 239V240H58ZM64 239H66V238H64ZM68 239V238H67ZM40 240V239H39ZM27 241V240H26ZM42 241V240H41ZM65 241V240H64ZM79 241V240H78ZM30 242H31V240H30ZM34 242V241H33ZM56 242H58V241H56ZM66 242V241H65ZM65 242H63V243H65ZM235 242V241H234ZM233 242V243H234ZM29 243V242H28ZM35 243H37L38 244V242H35ZM34 243V244H35ZM61 243V242H60ZM40 244V243H39ZM47 244H45V245H47ZM62 244V243H61ZM25 245V244H24ZM49 245V244H48ZM55 245V244H54ZM34 246V245H33ZM50 246H52V243H51V245H49V247ZM56 246V245H55ZM61 246V245H60ZM60 246H57L58 247V250H59V247ZM67 246V245H66ZM82 246V245H81ZM57 247H55V248H57ZM63 247H65V245H63L62 246V248ZM73 246H71V247H69V248H72ZM76 247V246H75ZM234 247V246H233ZM54 248V247H53ZM67 248V247H66ZM77 248V247H76ZM65 249V248H64ZM57 250V254L54 252V255H56L55 256V259H57L56 261L58 262L59 261V264H74V263H77V259H76V262H74L73 260H71V258H72V256L75 254L76 255V253H73V255L70 253V255H72L71 257L70 256H68L67 254L66 255H64L63 253H61L60 254V251H58ZM77 250V249H76ZM12 251V250H11ZM48 251H49V253H51L50 251H52L51 249H49L48 248ZM47 251V252H48ZM54 251V250H53ZM61 251H62V249H61ZM71 251V249L68 251V252H70ZM47 252H46V255H47ZM59 252V253H58ZM64 252H66L65 250H64ZM36 253V252H35ZM48 253V254H49ZM67 253V252H66ZM9 254H10V252H9ZM39 254V253H38ZM44 254H45V252H44ZM69 254V253H68ZM16 255H18V254H16ZM34 255V254H33ZM46 255H44V256H46ZM53 254H52V257L54 256ZM74 255V256H75ZM42 256V255H41ZM42 257V259H44V258H47V257ZM73 256V257H74ZM78 256V255H77ZM33 257V256H32ZM79 257V256H78ZM26 258V257H25ZM34 258V257H33ZM40 259H41V257H39ZM49 258H51V255H49ZM82 258V257H81ZM85 258V257H84ZM223 258V257H222ZM27 259V258H26ZM35 259V258H34ZM53 259V258H52ZM83 259V258H82ZM225 259V258H224ZM228 259V258H227ZM17 261V260H16ZM31 262H32V260H30ZM37 261V260H36ZM53 261V260H52ZM55 261V260H54ZM55 261V262H56ZM50 262V261H49ZM73 262V263H72ZM80 262V261H79ZM33 263H34V261H33ZM51 263V262H50ZM53 263V262H52ZM80 264V263H79Z\"/></svg>",
	"mask_w": 264,
	"mask_h": 264
}]
</instances>
